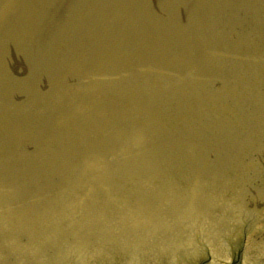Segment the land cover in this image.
Listing matches in <instances>:
<instances>
[{
	"label": "rangeland",
	"instance_id": "374dc122",
	"mask_svg": "<svg viewBox=\"0 0 264 264\" xmlns=\"http://www.w3.org/2000/svg\"><path fill=\"white\" fill-rule=\"evenodd\" d=\"M43 1L44 0H33V1L32 0H28V1L27 0H2V1L0 0V35H1L0 36V44H2V45H0V185H1L0 186V200H1L0 201V212H2V215L0 213V228H1V230H0V259L3 258L5 260L6 264H10L13 261H17L15 259L17 257H19L23 260L25 257V260H27L28 264H33V262H34V264H39V263L46 264L47 261L52 263L53 261L56 262V260L59 261V264H61V262L63 264H76V262H77V264H78L82 259H86L87 257H96L94 260H92L93 263H91V264H144L139 259V256H141V254H143V252H145V250L147 248H145V249L142 248V249L138 250L141 247H137L134 244H142L144 242L151 240V242L157 241L156 242L157 244L159 243L161 245H164V249L168 248V247H165V245L177 244L178 242H181V241H189L190 243L191 242H194V243H191V244H193L192 246H190V244H187V245H184V246L177 248L176 250H174L173 255H172V253H170L171 250H168L170 248H168L167 250H164V251H158V253L156 252L157 251L156 249H152V248L149 249L148 248V250H146V252L152 254V257L150 258V260H152V262L151 263L146 262L145 264H197V261H199L200 259H203L205 254H207V249H209L208 252H210L212 255L211 248L214 249L215 246H218L220 244H223L224 247L226 248L227 252H228V253L224 254V256H226V257H224V256H222V258L219 257L220 258L219 260H221V261H225L228 259L230 260L234 256V254L236 253L237 249H241L242 253H243V257L245 256L244 259L248 260L250 258H253L250 262H252V261L256 262L257 261L256 264H264V240H263L264 239V231H261V230H264V228H263L264 227L263 226L264 225V221H263V219H264L263 218L264 217V213H263L264 212L263 211L264 206H262L263 202H264V201H262L264 199V198H262V197H264L263 196L264 195V157H262V156H264V98L261 99V97H264V91L261 92L262 90H264V88H263V85H264V83H263L264 82L263 81L264 80V71H263L264 70V50H262V49H264V0H251V1L250 0H248V1L247 0H244V1L243 0H239V1L238 0H233V1L232 0H226V1L225 0H185V1L184 0H170V1L169 0H164V1L163 0H160V1L159 0H156V1L155 0H143V1L135 0L137 2H135L133 0H124V1L123 0H109V2H108V0H106V1L105 0H102V1L96 0V2H95V0H80V1L79 0H73V1L72 0H66V1L65 0H55V1L54 0H45L46 2H43ZM76 1H77V4H76ZM103 1L105 3H107V2L108 3L105 4ZM110 1H112V2H110ZM157 1H158L159 5L157 4ZM252 1H256L257 4H256V2H252ZM41 2H43L44 4H42ZM100 2H102V3L100 4ZM166 2L168 5L166 4L164 6V4ZM238 2H240L243 5L241 6V4H239ZM249 2L251 4L253 3L252 4L253 6H251V4H249ZM73 3H74V5H73ZM94 3H96V5ZM247 3H248V6H246ZM18 4H19V6H18ZM23 4H24V6H23ZM88 4L90 5V7ZM32 5H34V6H32ZM98 5H99V8H98ZM152 5H153V7H152ZM95 6H97L98 9ZM154 6H156V7H154ZM260 6H261V8H260ZM28 7H30V8H28ZM51 7L53 8V10ZM77 7H78V9H77ZM139 7L141 10L139 9ZM141 7H143V8H141ZM245 7H247L248 9ZM26 8H27V10H26ZM40 8H42V9H40ZM88 8H90V10ZM91 8H92V10H91ZM130 8H132V9H130ZM145 8H146L147 12L145 11ZM135 9H136V11H135ZM224 9H225V11H224ZM49 10H50V12H49ZM137 10H138V12H137ZM30 11H31V13H27ZM97 11H98V13H97ZM108 11H110V12H108ZM256 11H258V13ZM5 12H6V14H5ZM35 12H36V14H35ZM128 12H130V13H128ZM143 12L146 13V16ZM150 12H152V13H150ZM74 13H76V14H74ZM114 13H116V14H114ZM126 13H127V16H126ZM194 13L196 15H194ZM204 13H205V16H204ZM213 13H215V14H213ZM102 14H103V17H102ZM137 14H138V16H137ZM257 14H258V16H256ZM40 15L42 16L41 18H39ZM115 15H117V16H115ZM90 16H92V18ZM60 17H62V18H60ZM99 17L102 20H100ZM115 18H117V19H115ZM138 18H139V20H138ZM144 18H146V19H144ZM37 19H39V21ZM42 19H43V22H42ZM76 19H77V21H76ZM89 19H90V21H89ZM19 20H20V22H19ZM117 20H119V21L117 22ZM151 20H153V22ZM46 21H47V23H46ZM61 21H62V23H61ZM122 21H124V22H122ZM256 21H258V22H256ZM83 22H84V24H83ZM141 22H143V23H141ZM147 22H149V23L147 24ZM72 23H74V24L71 25ZM118 24H120V25H118ZM121 24L123 25L124 28L122 27ZM34 26H36V27H34ZM53 26L54 27L56 26V27L54 28ZM137 26H139V27H137ZM194 26H196V28ZM241 26H242V28H241ZM74 27H75V29H74ZM161 27H162V29H161ZM192 27H194V28H192ZM9 28H10V30H9ZM255 28H256V30L252 31V29H255ZM35 29L37 30V32ZM47 29H49V30H47ZM141 30H143V31H141ZM14 31H15V34H14ZM42 31H45L47 33H45V32L42 33ZM133 31H134V33H133ZM167 31H168V33H166ZM10 32H11V34H10ZM51 32H53V33H51ZM58 32H59V34H58ZM22 33H23V36H21ZM87 33L89 36H87ZM164 33H166V34H164ZM43 34H44V36H43ZM90 34H91V36H90ZM136 34L139 36H137ZM7 35H8V37H7ZM105 35L107 37H105ZM152 36L154 38H152ZM68 37H69V39H68ZM173 37H174V39L172 41ZM252 37H253V39H252ZM3 39H4V41H3ZM145 39H146V41H145ZM61 40H62V43H61ZM137 40H138V42H137ZM152 40H153V42H152ZM157 40H158V42H157ZM250 40H251V42H250ZM23 41H24V43H23ZM33 41H35V42H33ZM64 41H65V43L67 42V44L63 43ZM143 41H145V42H143ZM10 42H11V44H10ZM27 42L29 45L27 44ZM102 42H103V44H102ZM17 43H20V44H17ZM21 43H23V44H21ZM152 43H154V44H152ZM158 43H160V44H158ZM136 44H139V45H137V47H136ZM149 46H151V47H149ZM27 47L29 48V50ZM106 47H107V49H106ZM6 48H9V49H6ZM69 48H70V50H69ZM25 49H27V50H25ZM76 49H78V50H76ZM105 49H106V52H105ZM239 49L241 51H239ZM14 50L17 52L15 53ZM102 50H104V51H102ZM115 50H117V51H115ZM25 51H26V53H25ZM60 51H61V53H60ZM98 52L100 55L98 54ZM21 53H23V54H21ZM78 53H80V54H78ZM111 53H112V55H111ZM117 53H118V55H117ZM120 53H122L123 56ZM74 54H76V55H74ZM93 54L95 55V57ZM114 54H116V55H114ZM142 54H144V55H142ZM65 55H66V58L64 57ZM137 55H140L139 58ZM180 55H182V56H180ZM183 55L185 56V58L186 57H188V58L185 59ZM17 56H20V57H17ZM228 56H230V57H228ZM10 57H12V58H10ZM77 57H78V59H77ZM108 57H110L111 60ZM111 57L112 58L114 57V58L112 59ZM119 57H121V58H119ZM181 57H183V58H181ZM70 58L72 60H69ZM100 58H102L103 60ZM115 58H116V60H115ZM126 58H127V60H126ZM179 58H180V61H179ZM226 58H227V60H226ZM93 59H94V61H93ZM122 59H124V60H122ZM130 59L132 60V62ZM99 60H101V61H99ZM217 60H219V61H217ZM184 61H185V63H184ZM226 61H228V63H226ZM6 62H8V63L6 64ZM90 63L92 65H90ZM108 63L109 64L112 63V65H108ZM122 63H124V64L121 65ZM181 63H182V65H181ZM4 64H6V65H4ZM54 64H57L56 67ZM93 64H94V66H93ZM102 64H103V67L101 66ZM116 64H117V66H116ZM71 65H72V67H71ZM106 65H108V66H106ZM124 65H126V66L124 67ZM127 65H129V66L127 67ZM167 65H169V66H167ZM218 65H219V68H218ZM53 66H54V68H53ZM220 66H221V68H220ZM56 68H58V69H56ZM81 68H82V70H81ZM115 68L117 70H119L118 71L119 73L117 72V70ZM160 68H161V70H159ZM163 68H165V69H163ZM76 69H79V70H76ZM123 69H124V71H123ZM220 69H222V70L220 71ZM57 70H59L60 72ZM69 70L71 73H69ZM91 70H93V71H91ZM109 70H110V73H109ZM125 70L129 73H127ZM63 71H65V72H63ZM84 71H85V73H84ZM111 71H113V72H111ZM141 71H142V73H140ZM181 71H183V73ZM81 72H82V74H81ZM102 72H104V73L102 74ZM144 72H145V74H143ZM148 72L152 73V74H148ZM58 73H60V75H58ZM160 73H161V75H159ZM91 74H92V76H91ZM140 74H141V76H140ZM156 74H158V75L156 76ZM96 75L98 76L97 78L94 77ZM113 75H114V77H112ZM123 75H125V76H123ZM145 75H147L148 77ZM161 76H163V77L165 76V77L163 78ZM82 77L85 79L83 80ZM107 77L109 79H105ZM110 77H112V78H110ZM138 77H139V79H138ZM134 78L136 81H133ZM178 78L181 80H178ZM90 80H91V82H90ZM145 80H147V81H145ZM248 80H250L249 82H251V85L248 82ZM58 81H59V83H58ZM153 81H155L154 82L155 84L152 83ZM192 81H193V83H192ZM84 82H85V84H84ZM142 82H143V84H142ZM243 82H245L244 88H242ZM252 82H254V83H252ZM92 83H93V85H91ZM95 83L96 84L98 83V84L96 85ZM148 83H150V84H148ZM258 83H260V84H258ZM133 84H134V87H133ZM154 85H155V88L157 90H155ZM195 86H196V88H195ZM255 86H256V88H255ZM139 87H141V88H139ZM204 87L206 88V90L204 89ZM253 87H254V89H253ZM2 89H3V91H1ZM199 89L201 92L199 91ZM202 90H204L205 92L204 91L202 92ZM254 90H256L258 93H256ZM103 91H105V92H103ZM154 91H155V93H154ZM179 91H180V93H179ZM252 91H254V92H252ZM124 92H125V94H124ZM175 92L177 93V97H176V94H174ZM198 92H199V94H198ZM259 92H261V93H259ZM90 93H91V95H90ZM201 93H203V94H201ZM207 93H209L211 95V97L208 99H207V97H209L210 95L209 94H208L209 96L205 95ZM262 93H263V95H261ZM79 94H81V95H79ZM94 94H96V95H94ZM129 94H131V95H129ZM154 94H155V97H154ZM124 95H125V97H124ZM135 95H137V96H135ZM150 95H152V96H150ZM195 95L199 96V97L197 96L198 99L195 97ZM201 95H203V96H201ZM213 95H215V96H213ZM75 96H76V98H75ZM187 96H189V97H187ZM204 96H207V97H204ZM217 96H218V98H217ZM178 97H179V99H177ZM182 97H184V98H182ZM96 98H98V99H96ZM151 98H153V99H151ZM187 98L188 99L191 98V99L188 100ZM79 99H80V101H79ZM144 99L148 100V101H145ZM156 99H158V100H156ZM170 99H172V100L170 101ZM202 99L204 102H209V103H207V105H205L206 103L205 104L201 103ZM240 100H242V101L240 102ZM98 101H99V103H98ZM100 102H102V103L100 104ZM128 102H130V103H128ZM172 102H174V103H172ZM216 102L217 103L219 102L220 104L219 103L215 104ZM87 103H91V104H87ZM151 104L152 105L154 104V105L152 106ZM161 105H163V106H161ZM165 105H166V107H165ZM89 106L91 108H88ZM197 106L201 107V108L198 109ZM98 107H99V109H98ZM164 109H165V111H164ZM75 110H76V113H75ZM167 111H168V113H167ZM92 112H94V113L92 114ZM159 113L161 114V116ZM16 116H17V118H16ZM163 116H164V118H163ZM165 116H166V118H165ZM157 117H159V119ZM25 118H27L28 120H26ZM243 119H244V121H243ZM245 119H247V120H245ZM14 120H17L16 123ZM86 120H87V122H86ZM66 121H67V124H66ZM71 121H72V123H71ZM126 121H128L129 123ZM20 122L21 123L24 122L22 124V128H21ZM60 122H62V123H60ZM64 122H65V124H64ZM140 122H141V124H140ZM153 122H154V124H153ZM242 122H243V124H242ZM77 124H79V125L77 126ZM12 125H13V127H12ZM91 125H93V126L91 127ZM58 127L61 129H59ZM27 128H28V130H27ZM137 128L138 129L140 128V130H138ZM164 129H165V131H167L166 133L162 132V131H164ZM183 129H184V131H183ZM76 130H78V131H76ZM88 130H89V132H88ZM101 130H103V131H101ZM158 130H160V131H158ZM169 131H171L174 134H171ZM181 131L183 132V134L186 132V134L182 135ZM12 132H14V133H12ZM106 132H107V134H106ZM56 133L61 134V135H58ZM157 133H159V134H157ZM168 134H170L171 136ZM115 135H117V136H115ZM194 135H195V137L196 136L197 137L196 138L193 137ZM105 136H106V138H105ZM112 136H114V137H112ZM167 136H170V137H167ZM50 137L52 139H50ZM82 137H85V138H82ZM117 137H118V139H117ZM246 137H247V139H246ZM71 138H73V139L71 140ZM39 139H41V141ZM56 139L57 140L59 139V140L57 141ZM27 140L29 142H27ZM128 140H130V141H128ZM161 140H163V141H161ZM240 140L241 141L243 140L244 144L246 143L245 146L242 142H240ZM137 141H138V143H137ZM39 142H41V143H39ZM57 142L59 144H57ZM236 142H238L239 145ZM76 144H77V146L75 147ZM98 144H99V147H98ZM150 144H151V146H150ZM214 144L216 147L214 146ZM169 145H170V147H169ZM69 146L72 148H70ZM124 146H125V148H124ZM236 146L238 148H236ZM144 147H145V149H144ZM65 148H67V149H65ZM142 148H143V150H142ZM173 148H175V151H173L171 153L170 151H172ZM176 148H178V149H176ZM241 148H242V150H240ZM156 149H158V150H156ZM212 149H214V151ZM237 149H239V150L237 151ZM141 150L144 152H141ZM154 150H155V152H154ZM179 150H181L182 153L184 152L183 153L184 155H182ZM84 151H87V152H84ZM101 151H102V153H101ZM157 151H158V153H157ZM240 151H242V153H240ZM237 152H238V154H237ZM47 153L48 154L51 153V154L48 155ZM74 153H75V155H74ZM161 153L164 155L162 156ZM216 153H217V155H215ZM85 154L87 156H85ZM147 154H149V155H147ZM165 154H167L168 156H166ZM244 154H246V155H244ZM95 155H97V156H95ZM169 155H171V156L173 155L175 157V159H174V157H171ZM222 155H224V156H222ZM24 156H26V157H24ZM45 156H46V158H45ZM74 156H76V157H74ZM116 156H117V158H116ZM144 156H146V157H144ZM165 156H166V158H165ZM233 156H235V157L233 158ZM158 157H160V158H158ZM105 158H107V159H105ZM120 158H121V160H120ZM55 159H56V161H55ZM164 159L167 161H165ZM93 160H94V162H93ZM125 160H127V161H125ZM117 161H119L120 163H118ZM151 161L154 163H152ZM160 162H162V163H160ZM164 162H166V163H164ZM156 163H157V165H156ZM144 165H146V167ZM161 165H162V167H161ZM43 166H44V168H43ZM140 166H142L143 169ZM243 166H244V168H243ZM135 167H136V170H135ZM155 167H156V169H155ZM47 168H48V170H47ZM100 170L101 171L103 170V171L101 172ZM115 170L117 172L114 173ZM121 171H122V173H121ZM136 171H138V172H136ZM60 172H62V173H60ZM70 172H71V174H69ZM139 172H140V174H139ZM112 173H114V174H112ZM119 173L121 175H119ZM51 174H52L53 178H52ZM153 174H154V176H153ZM156 174H159V175H156ZM80 175L82 176V178L80 177ZM115 175H117V176H115ZM129 175L132 177H130ZM62 176H64V177H62ZM175 177L177 179H175ZM211 177H212V179H211ZM115 178H117L118 180H116ZM148 178H149V180H148ZM168 178H170V179L167 180V182H166V179H168ZM239 178H243V180L239 179ZM131 179L133 182L131 181ZM245 179L246 180L251 179L250 180V182H251L250 187H244L243 183H244ZM80 180H82V181H80ZM199 180H201V181H199ZM56 181H58V182H56ZM64 181H66V182H64ZM155 181H156V183H155ZM40 182H41V184H40ZM186 182H188V183H186ZM235 182H236V184H239L240 186L236 185ZM2 183H3V185H2ZM49 183H50V185H49ZM198 183H200V184H198ZM201 183H203V184H201ZM207 183H208V185H207ZM16 184L18 187L16 186ZM141 184H142V186H141ZM256 184H258V185H256ZM39 185H40V187H39ZM68 185H69V187H68ZM143 185H147V186H143ZM241 185L243 187H241ZM28 186H29V188H28ZM43 186H44V188H43ZM208 186H210L211 191H210V189H208L209 188ZM218 186H220V189ZM81 187H83L84 189ZM192 187H193V191L191 189ZM201 187H203V188H201ZM204 187H205V189H204ZM53 188H56V189L54 190ZM173 188L177 191L175 192ZM184 188L187 190H185ZM188 188L190 191L188 190ZM198 188H199V191H198ZM20 189H21V192H20ZM111 189H113V190H111ZM13 190H14V192H13ZM33 190H34V192H33ZM136 190H139V192H137ZM259 190H262V192ZM15 191H16V193H15ZM73 191H75V192H73ZM120 191H122L123 194ZM40 192H41V194H40ZM115 192L117 193V195ZM165 192L167 194H165ZM185 192H187V193L185 194ZM258 192H259V195L256 194ZM1 193H2V195H1ZM132 193H134V195ZM189 193L192 196H190ZM22 194H23V196H22ZM85 194H87V195H85ZM219 194H220V196H219ZM155 195H157V196L155 197ZM171 195H173L172 196L173 200L171 199ZM207 195H209V196H207ZM56 196H57V198H56ZM58 196H60V197H58ZM78 196L80 197V199ZM194 196H195V198H194ZM201 196H203V197H201ZM236 196H238V197H236ZM258 196H261L260 199L257 198ZM28 197H29V199H28ZM74 197H75V199L71 200ZM100 197H101V199H100ZM140 197H142V198H140ZM198 197L203 198V200H204V198L205 199L207 198V199L204 200L205 201L204 202V201L200 200ZM228 197H230L231 199L229 198V200H228ZM31 198H32V200H31ZM59 198H61V199H59ZM95 198H96V200H95ZM165 198H167V199H165ZM175 198H177V199H175ZM217 198L220 200H218ZM244 198H246V199L243 200ZM9 199L12 200L13 202L8 201L9 202L8 203L7 200H9ZM169 199H170V201H169ZM194 199L195 200L197 199L199 201H195ZM215 199L217 200V202ZM232 199H234L235 201H232ZM57 200H58V202H57ZM84 200H86V201H84ZM159 200H161V201L159 202ZM191 200H193V201H191ZM210 200H212V201L210 202ZM240 200H241V202H240ZM150 201H152L151 202L152 204L150 203ZM182 201L184 202L185 205H183ZM33 202H34V204H33ZM76 202H78V203H76ZM79 202H80V204H79ZM146 202L148 204H146ZM153 202H154V206H153ZM156 202H157V204H156ZM166 202H168V203H166ZM172 202L175 204L177 202V204L175 205ZM189 202H191V204L192 203H194V204L191 205ZM196 202L197 203L201 202V203L197 204ZM235 202L237 203L236 205L234 204ZM244 202L245 203L247 202L246 204H248V206ZM259 202H261V203H259ZM4 203L5 204L8 203L7 206H5ZM15 203H16V205H15ZM82 203H83V205H82ZM165 203L167 205V208H166ZM178 203H179V205H178ZM188 203H189V206H188ZM253 203H255V204L257 203V204L255 205ZM258 203H259V205H258ZM39 204H41V205H39ZM58 204H59V207H58ZM201 204L203 205V208H202ZM53 205H55V206H53ZM161 205H163L165 208ZM251 205H252V208H251ZM185 206H186V208H185ZM241 206H244V207H241ZM256 206H258V208H256ZM14 207H15V209H14ZM180 207L183 211L180 209ZM187 207H188V211L186 210ZM193 207H194V209L196 207V209L194 210ZM207 207H208V210H205ZM219 207H221V209ZM245 207H247V208H245ZM248 207H250V208H248ZM25 208H26V210H25ZM44 208H46V209H44ZM52 208H53V210H52ZM79 208L81 210H79ZM156 208H157V210H156ZM170 208H172V210ZM199 208H202V209H199ZM89 209H90V211H89ZM144 209H145V211H144ZM230 209H231V211H230ZM248 209H249V214H248ZM13 210H14V212H13ZM148 210H149V212H148ZM169 210L171 211L170 213H169ZM212 210H213V212H212ZM232 210H234V211H232ZM5 211H6V213H5ZM50 211H51V213L49 214ZM71 211H73V213ZM80 211H81V213L79 214ZM161 211L163 212V214ZM208 211L210 212V214ZM223 211H225V212H223ZM124 212H125V214H124ZM179 212L182 215V217L179 214ZM186 212H187L188 216H187ZM226 212L227 213L229 212V213L225 214ZM230 212H232V213H230ZM251 212L254 213L255 215L254 214L251 215L252 214ZM199 214L203 215V216H200ZM219 214L220 215L224 214V216L226 215L225 216L226 218L223 217L222 215L220 216ZM232 214L234 216H232ZM143 215H144V217H147V216L148 217L144 218ZM184 215H186L187 218ZM204 215H205L207 220L204 219L205 218ZM212 215L214 216V218H212ZM10 216H12L13 218ZM46 216H47V218H46ZM172 216L174 217L173 219L171 218ZM176 216H177V219H175ZM192 216H194V217H192ZM230 216H231V218H230ZM236 216L239 219H237ZM258 216H260V217H258ZM1 217H3V218H1ZM65 217H66V219H65ZM100 217H101V219H100ZM112 217L113 218L115 217L114 220ZM216 217H217V219H216ZM240 217L242 218L241 220H240ZM59 218H60V220H59ZM102 218H104V219H102ZM162 218H164V219H162ZM180 218H182V220ZM227 218H229V220ZM234 218H236V221L238 220L237 222L244 224V225L241 224V226H242L241 230H240L241 227H239L240 223L236 224L235 222H233V221H235ZM246 218H249L248 219L249 221ZM253 218H255V219H253ZM7 219H8V221H7ZM109 219L111 222L109 221ZM123 219H125V220H123ZM143 219H144V221H142ZM215 219H216V221H215ZM218 219L221 220L222 224L220 221H218ZM244 219H245V221H244ZM256 219H258L259 221L258 220L256 221ZM72 220H74V221H72ZM151 220H153V221H151ZM225 220L227 223L223 222ZM96 221H97V223L95 224ZM100 221H101V223H99ZM117 221H118V223H117ZM138 221L140 223H138ZM154 221H155V223H154L155 226L154 227L152 226L153 228L157 227V229H160V227H162V228L165 227V230H168L171 234L168 231H165L164 233L151 235L148 237L149 239L141 237L142 234L141 235L139 234L136 236L132 235L131 227L132 228H137V227L146 228V227H148V224H150ZM156 221H157V223H156ZM159 221H161V222H159ZM208 221H209V223H208ZM251 221L253 222V227H252V225H250V224H252ZM66 222H67V225H66ZM81 222H83V223H81ZM126 222H128V223H126ZM135 222L138 224V226H135V225H137ZM177 222L178 223L180 222V223L178 224ZM228 223H230L229 227H231V228H229L227 226ZM257 223L259 225L260 224L261 225L259 226V225H257ZM31 224H33V225H31ZM100 224H102L103 226ZM158 224H159V227H158ZM207 224L210 225V226H208L209 228L207 227ZM224 224H226V225H224ZM235 224H236V226H235ZM84 225H85V227H84ZM142 225L144 227H142ZM173 225H174V227H173ZM203 225H204V227H203ZM218 225L220 227L219 230H218V228L216 229V227H218ZM232 225H234V226H232ZM237 225H238V227H237ZM14 226L16 229L14 228ZM94 226H96V227H94ZM166 226H167V228H166ZM198 226H201V228ZM222 226L223 227L226 226L227 228H229V230H227V228H222ZM257 226H259L258 229L256 228ZM102 227L105 228L104 232H103L104 229H102ZM178 227H181V228H178ZM205 227H206V229H205ZM250 227H252L253 229ZM9 228H11V229H9ZM70 228H72V229H70ZM172 228L174 231H172ZM176 228H178V229H176ZM194 228H196V230ZM260 228H263V229H260ZM18 229H20V230H18ZM92 229H93V231H92ZM224 229H226L229 232H227L226 230L224 231ZM24 230H26V231H24ZM193 230H195V231L193 232ZM254 230L255 231L258 230V231L255 232ZM35 231L37 233H35ZM61 231H63V232L61 233ZM178 231H179V233H178ZM210 231H213L215 234L213 232L211 233ZM5 232H7L8 234ZM28 232H30V234ZM196 232L197 233L199 232V233L197 234ZM206 232H207V235H206ZM251 232L253 233L252 236L250 235ZM63 233H65V234H63ZM217 233H219V234H217ZM34 234L36 235V237H34ZM178 234H180L181 236ZM200 234L203 237H201ZM4 235H5V237H4ZM159 235L161 236V238L159 237ZM170 235H172V236H170ZM209 235H211V236H209ZM11 236H13V237H11ZM19 236L20 237L22 236V237L19 238ZM178 236L183 238V239H181V238L179 239ZM216 236H218V237H216ZM255 236H256V239H255ZM156 237H158V238H156ZM162 237H164L165 240ZM207 237H208L209 241L207 240ZM246 237H247V239H246ZM252 237H253V239H252ZM205 238L208 241V243L212 244L211 248H209L207 246L208 243H206V244L204 243L206 241ZM216 238L217 239L219 238L221 241L219 239L217 241ZM249 238H251L252 241ZM131 239L132 240L134 239V240L132 241ZM140 239H142V240H140ZM210 239L212 240V242L210 241ZM213 239H214V241H213ZM248 239L250 240V243H252V242L253 243L250 244ZM257 239H258V241H257ZM15 240H16V242H15ZM17 240H19V242ZM135 240H137V242ZM254 240H256L258 243L262 242L261 245L256 244L257 242ZM21 241H22V243L20 244ZM30 241L32 242V244L30 243ZM130 241L132 242V244ZM163 241L165 242V244ZM42 242H43V244H42ZM44 242H46V243H44ZM216 242H218V243H216ZM56 243L60 246H56ZM247 243H248V246H250L249 248L247 246ZM41 244H42V246H41ZM35 245L37 246V248ZM256 245L257 246L259 245V246L257 247ZM15 246L18 248H16ZM151 246H153V244ZM251 246H252V251H251ZM44 247H45V249H44ZM50 247H53V248L50 249ZM96 247H98V248L96 250H93V248H96ZM28 248H31V249H28ZM245 248H247V249H245ZM6 249H8V250H6ZM36 249H38V250H36ZM22 251L23 252L25 251L24 253L26 254L27 257L24 256ZM67 251L70 252V255L67 253ZM81 251H82V253H81ZM76 252L78 253V255L76 254ZM79 252L81 255L79 254ZM14 253H16V254H14ZM20 254H21V257H20ZM47 254H48V256H47ZM60 254H61V257H60ZM65 254H66V256H65ZM37 255H38V257H37ZM228 255H229V258H228ZM57 256H58V258L59 257L60 258L58 259ZM80 257H81V260H80ZM216 257H218V256H216ZM42 258H44V259H42ZM255 258H257V259H255ZM29 259L31 261H29ZM70 259H71V261H70ZM73 259H75L74 262H72ZM246 260H245V262H246ZM65 261H67V262H65ZM8 262H10V263H8ZM49 262L47 264H49ZM255 262L249 263V264H255ZM27 263L24 262L23 264H27Z\"/></svg>",
	"mask_w": 264,
	"mask_h": 264
},
{
	"label": "bare ground",
	"instance_id": "6f19581e",
	"mask_svg": "<svg viewBox=\"0 0 264 264\" xmlns=\"http://www.w3.org/2000/svg\"><path fill=\"white\" fill-rule=\"evenodd\" d=\"M1 1H2V0H1ZM27 1H28V0H27ZM32 1H33V0H32ZM54 1H55V0H54ZM54 1H53V2H54ZM65 1H66V0H65ZM72 1H73V0H72ZM79 1H80V0H79ZM101 1H102V0H101ZM105 1H106V0H105ZM123 1H124V0H123ZM123 1H122V2H123ZM133 1H135V0H133ZM140 1H143V0H140ZM155 1H156V0H155ZM159 1H160V0H159ZM163 1H164V0H163ZM169 1H170V0H169ZM184 1H185V0H184ZM225 1H226V0H225ZM232 1H233V0H232ZM238 1H239V0H238ZM243 1H244V0H243ZM247 1H248V0H247ZM250 1H251V0H250ZM16 2H17V1H16ZM43 2H46V1L44 0ZM43 2H41V3L44 4ZM51 2H52V1H51ZM57 2H58V1H57ZM81 2H82V1H81ZM87 2H88V1H87ZM95 2H96V0H95ZM103 2H104V1H103ZM108 2H109V0H108ZM108 2H107V3H108ZM110 2H112V1H110ZM126 2H127V1H126ZM131 2H132V1H131ZM135 2H137V1H135ZM181 2H182V1H181ZM241 2H242V1H241ZM252 2H256V1H252ZM25 3H26V2H25ZM33 3H34V2H33ZM33 3H32V4H33ZM62 3H63V2H62ZM98 3H99V2H98ZM101 3H102V2H100V4H101ZM104 3H105V2H104ZM104 3H103V4H104ZM107 3H105V4H107ZM129 3H130V2H129ZM139 3H140V2H139ZM173 3H174V2H173ZM178 3H179V2H178ZM186 3H187V2H186ZM222 3H223V2H222ZM238 3L241 4L240 2H238ZM243 3H244V2H243ZM34 4H35V3H34ZM39 4H40V3H39ZM48 4H49V3H48ZM48 4H47V5H48ZM54 4H55V3H54ZM68 4H69V3H68ZM76 4H77V1H76ZM80 4H81V3H80ZM89 4H90V3H89ZM89 4H88V5H89ZM94 4L96 5V3H94ZM125 4H126V3H125ZM143 4H144V3H143ZM157 4H158V1H157ZM166 4H167V2L164 4V6H165ZM231 4H232V3H231ZM235 4H236V3H235ZM235 4H234V5H235ZM249 4H251V3L249 2ZM252 4H253V3H252ZM252 4H251V6H253ZM256 4H257V2H256ZM258 4H259V3H258ZM261 4H262V3H261ZM27 5H28V4H27ZM73 5H74V3H73ZM90 5H91V4H90ZM90 5H89V7H90ZM92 5H93V4H92ZM110 5H111V4H110ZM114 5H115V4H114ZM118 5H119V4H118ZM132 5H133V4H132ZM158 5H159V4H158ZM162 5H163V4H162ZM167 5H168V4H167ZM169 5H170V4H169ZM171 5H172V4H171ZM179 5H180V4H179ZM182 5H183V4H182ZM199 5H200V4H199ZM224 5H225V4H224ZM232 5H233V4H232ZM242 5H243V4H241V6H242ZM9 6H10V5H9ZM11 6H12V5H11ZM18 6H19V4H18ZM23 6H24V4H23ZM25 6H26V5H25ZM32 6H34V5H32ZM48 6H49V5H48ZM62 6H63V5H62ZM75 6H76V5H75ZM86 6H87V5H86ZM106 6H107V5H106ZM115 6H116V5H115ZM123 6H124V5H123ZM125 6H126V5H125ZM144 6H145V5H144ZM221 6H222V5H221ZM228 6H229V5H228ZM235 6H236V5H235ZM246 6H248V3H247ZM72 7H73V6H72ZM95 7L97 8V6H95ZM152 7H153V5H152ZM154 7H156V6H154ZM199 7H200V6H199ZM233 7H234V6H233ZM257 7H258V6H257ZM22 8H23V7H22ZM28 8H30V7H28ZM37 8H38V7H37ZM51 8H52V7H51ZM75 8H76V7H75ZM98 8H99V5H98ZM98 8H97V9H98ZM111 8H112V7H111ZM111 8H110V9H111ZM135 8H136V7H135ZM141 8H143V7H141ZM147 8H148V7H147ZM150 8H151V7H150ZM158 8H159V7H158ZM179 8H180V7H179ZM239 8H240V7H239ZM243 8H244V7H243ZM245 8H247V7H245ZM249 8H250V7H249ZM252 8H253V7H252ZM258 8H259V7H258ZM260 8H261V6H260ZM33 9H34V8H33ZM40 9H42V8H40ZM40 9H39V10H40ZM49 9H50V8H49ZM77 9H78V7H77ZM77 9H76V10H77ZM86 9H87V8H86ZM86 9H85V10H86ZM88 9L90 10V8H88ZM97 9H96V10H97ZM107 9H108V8H107ZM130 9H132V8H130ZM139 9H140V7H139ZM152 9H153V8H152ZM180 9H181V8H180ZM201 9H202V8H201ZM229 9H230V8H229ZM247 9H248V8H247ZM26 10H27V8H26ZM30 10H31V9H30ZM47 10H48V9H47ZM52 10H53V8H52ZM66 10H67V9H66ZM91 10H92V8H91ZM100 10H101V9H100ZM105 10H106V9H105ZM108 10H109V9H108ZM116 10H117V9H116ZM128 10H129V9H128ZM128 10H127V11H128ZM140 10H141V9H140ZM142 10H143V9H142ZM253 10H254V9H253ZM257 10H258V9H257ZM259 10H260V9H259ZM7 11H8V10H7ZM17 11H18V10H17ZM24 11H25V10H24ZM68 11H69V10H68ZM110 11H111V10H110ZM110 11H108V12H110ZM112 11H113V10H112ZM114 11H115V10H114ZM122 11H123V10H122ZM135 11H136V9H135ZM143 11H144V10H143ZM145 11H146V8H145ZM151 11H152V10H151ZM153 11H154V10H153ZM179 11H180V10H179ZM221 11H222V10H221ZM224 11H225V9H224ZM25 12H26V11H25ZM36 12H37V11H36ZM36 12H35V14H36ZM49 12H50V10H49ZM59 12H60V11H59ZM84 12H85V11H84ZM91 12H92V11H91ZM95 12H96V11H95ZM101 12H102V11H101ZM137 12H138V10H137ZM146 12H147V11H146ZM159 12H160V11H159ZM188 12H189V11H188ZM194 12H195V11H194ZM213 12H214V11H213ZM235 12H236V11H235ZM256 12L258 13V11H256ZM10 13H11V12H10ZM21 13H22V12H21ZM27 13H31V11H30V12H27ZM68 13H69V12H68ZM97 13H98V11H97ZM97 13H96V14H97ZM121 13H122V12H121ZM128 13H130V12H128ZM135 13H136V12H135ZM143 13H144L145 16H146V13H145V12H143ZM150 13H152V12H150ZM155 13H156V12H155ZM176 13H177V12H176ZM181 13H182V12H181ZM189 13H190V12H189ZM211 13H212V12H211ZM236 13H237V12H236ZM5 14H6V12H5ZM22 14H23V13H22ZM33 14H34V13H33ZM33 14H32V15H33ZM35 14H34V15H35ZM44 14H45V13H44ZM53 14H54V13H53ZM72 14H73V13H72ZM74 14H76V13H74ZM82 14H83V13H82ZM100 14H101V13H100ZM100 14H99V15H100ZM114 14H116V13H114ZM114 14H113V15H114ZM119 14H120V13H119ZM131 14H132V13H131ZM140 14H141V13H140ZM209 14H210V13H209ZM213 14H215V13H213ZM255 14H256V13H255ZM54 15H55V14H54ZM78 15H79V14H78ZM97 15H98V14H97ZM135 15H136V14H135ZM147 15H148V14H147ZM194 15H196V14L194 13ZM23 16H24V15H23ZM28 16H29V15H28ZM74 16H75V15H74ZM92 16H93V15H92ZM92 16H90V17L92 18ZM100 16H101V15H100ZM111 16H112V15H111ZM115 16H117V15H115ZM126 16H127V13H126ZM128 16H129V15H128ZM137 16H138V14H137ZM151 16H152V15H151ZM153 16H154V15H153ZM157 16H158V15H157ZM191 16H192V15H191ZM204 16H205V13H204ZM256 16H258V14H257ZM16 17H17V16H16ZM30 17H31V16H30ZM41 17H42V16L40 15L39 18H41ZM72 17H73V16H72ZM72 17H71V18H72ZM82 17H83V16H82ZM102 17H103V14H102ZM160 17H161V16H160ZM210 17H211V16H210ZM2 18H3V17H2ZM36 18H37V17H36ZM49 18H50V17H49ZM60 18H62V17H60ZM63 18H64V17H63ZM85 18H86V17H85ZM99 18H100V17H99ZM127 18H128V17H127ZM148 18H149V17H148ZM155 18H156V17H155ZM158 18H159V17H158ZM208 18H209V17H208ZM256 18H257V17H256ZM6 19H7V18H6ZM24 19H25V18H24ZM51 19H52V18H51ZM53 19H54V18H53ZM65 19H66V18H65ZM115 19H117V18H115ZM140 19H141V18H140ZM144 19H146V18H144ZM144 19H143V20H144ZM160 19H161V18H160ZM189 19H190V18H189ZM27 20H28V19H27ZM30 20H31V19H30ZM34 20H35V19H34ZM37 20L39 21V19H37ZM68 20H69V19H68ZM100 20H102V19L100 18ZM125 20H126V19H125ZM130 20H131V19H130ZM133 20H134V19H133ZM138 20H139V18H138ZM148 20H149V19H148ZM253 20H254V19H253ZM255 20H256V19H255ZM54 21H55V20H54ZM71 21H72V20H71ZM76 21H77V19H76ZM89 21H90V19H89ZM91 21H92V20H91ZM95 21H96V20H95ZM95 21H94V22H95ZM98 21H99V20H98ZM118 21H119V20H117V22H118ZM151 21L153 22V20H151ZM19 22H20V20H19ZM22 22H23V21H22ZM22 22H21V23H22ZM42 22H43V19H42ZM50 22H51V21H50ZM50 22H49V23H50ZM122 22H124V21H122ZM132 22H133V21H132ZM134 22H135V21H134ZM137 22H138V21H137ZM158 22H159V21H158ZM256 22H258V21H256ZM46 23H47V21H46ZM46 23H45V24H46ZM61 23H62V21H61ZM63 23H64V22H63ZM88 23H89V22H88ZM128 23H129V22H128ZM139 23H140V22H139ZM141 23H143V22H141ZM144 23H145V22H144ZM148 23H149V22H147V24H148ZM155 23H156V22H155ZM259 23H260V22H259ZM24 24H25V23H24ZM69 24H70V23H69ZM73 24H74V23H72L71 25H73ZM83 24H84V22H83ZM98 24H99V23H98ZM98 24H97V25H98ZM241 24H242V23H241ZM11 25H12V24H11ZM34 25H35V24H34ZM39 25H40V24H39ZM63 25H64V24H63ZM75 25H76V24H75ZM81 25H82V24H81ZM89 25H90V24H89ZM89 25H88V26H89ZM116 25H117V24H116ZM118 25H120V24H118ZM121 25H122V24H121ZM144 25H145V24H144ZM164 25H165V24H164ZM58 26H59V25H58ZM58 26H57V27H58ZM84 26H85V25H84ZM124 26H125V25H124ZM222 26H223V25H222ZM2 27H3V26H2ZM7 27H8V26H7ZM10 27H11V26H10ZM34 27H36V26H34ZM49 27H50V26H49ZM53 27H54V26H53ZM55 27H56V26H55ZM55 27H54V28H55ZM63 27H64V26H63ZM86 27H87V26H86ZM94 27H95V26H94ZM96 27H97V26H96ZM116 27H117V26H116ZM120 27H121V26H120ZM122 27H123V25H122ZM122 27H121V28H122ZM137 27H139V26H137ZM194 27L196 28V26H194ZM194 27H192V28H194ZM199 27H200V26H199ZM11 28H12V27H11ZM47 28H48V27H47ZM123 28H124V27H123ZM144 28H145V27H144ZM144 28H143V29H144ZM157 28H158V27H157ZM239 28H240V27H239ZM241 28H242V26H241ZM20 29H21V28H20ZM28 29H29V28H28ZM60 29H61V28H60ZM66 29H67V28H66ZM74 29H75V27H74ZM141 29H142V28H141ZM161 29H162V27H161ZM199 29H200V28H199ZM245 29H246V28H245ZM9 30H10V28H9ZM30 30H31V29H30ZM35 30H36V29H35ZM42 30H43V29H42ZM45 30H46V29H45ZM47 30H49V29H47ZM67 30H68V29H67ZM173 30H174V29H173ZM253 30L255 31L256 28H255V29H252V31H253ZM17 31H18V30H17ZM40 31H41V30H40ZM50 31H51V30H50ZM62 31H63V30H62ZM64 31H65V30H64ZM71 31H72V30H71ZM92 31H93V30H92ZM138 31H139V30H138ZM141 31H143V30H141ZM248 31H249V30H248ZM4 32H5V31H4ZM25 32H26V31H25ZM27 32H28V31H27ZM36 32H37V30H36ZM43 32H45V31H42V33H43ZM135 32H136V31H135ZM169 32H170V31H169ZM30 33H31V32H30ZM45 33H47V32H45ZM51 33H53V32H51ZM64 33H65V32H64ZM127 33H128V32H127ZM129 33H130V32H129ZM131 33H132V32H131ZM133 33H134V31H133ZM137 33H138V32H137ZM166 33H168V31H167ZM166 33H164V34H166ZM250 33H251V32H250ZM250 33H249V34H250ZM10 34H11V32H10ZM14 34H15V31H14ZM58 34H59V32H58ZM101 34H102V33H101ZM170 34H171V33H170ZM253 34H254V33H253ZM2 35H3V34H2ZM33 35H34V34H33ZM36 35H37V34H36ZM61 35H62V34H61ZM65 35H66V34H65ZM72 35H73V34H72ZM92 35H93V34H92ZM102 35H103V34H102ZM107 35H108V34H107ZM136 35H137V34H136ZM251 35H252V34H251ZM0 36H1V35H0ZM21 36H23V33H22ZM28 36H29V35H28ZM43 36H44V34H43ZM46 36H47V35H46ZM48 36H49V35H48ZM87 36H89L88 33H87ZM90 36H91V34H90ZM108 36H109V35H108ZM137 36H139V35H137ZM141 36H142V35H141ZM172 36H173V35H172ZM247 36H248V35H247ZM4 37H5V36H4ZM7 37H8V35H7ZM13 37H14V36H13ZM24 37H25V36H24ZM26 37H27V36H26ZM32 37H33V36H32ZM61 37H62V36H61ZM92 37H93V36H92ZM94 37H95V36H94ZM102 37H103V36H102ZM105 37H107V36L105 35ZM135 37H136V36H135ZM19 38H20V37H19ZM22 38H23V37H22ZM30 38H31V37H30ZM49 38H50V37H49ZM136 38H137V37H136ZM152 38H154V37L152 36ZM152 38H151V39H152ZM157 38H158V37H157ZM5 39H6V38H5ZM25 39H26V38H25ZM53 39H54V38H53ZM56 39H57V38H56ZM68 39H69V37H68ZM72 39H73V38H72ZM98 39H99V38H98ZM98 39H97V40H98ZM111 39H112V38H111ZM130 39H131V38H130ZM149 39H150V38H149ZM155 39H156V38H155ZM167 39H168V38H167ZM173 39H174V37L172 38V41H173ZM252 39H253V37H252ZM23 40H24V39H23ZM33 40H34V39H33ZM58 40H59V39H58ZM91 40H92V39H91ZM134 40H135V39H134ZM153 40H154V39H153ZM153 40H152V42H153ZM3 41H4V39H3ZM20 41H21V40H20ZM27 41H28V40H27ZM29 41H30V40H29ZM103 41H104V40H103ZM145 41H146V39H145ZM145 41H143V42H145ZM150 41H151V40H150ZM33 42H35V41H33ZM51 42H52V41H51ZM51 42H50V43H51ZM58 42H59V41H58ZM137 42H138V40H137ZM139 42H140V41H139ZM154 42H155V41H154ZM157 42H158V40H157ZM157 42H156V43H157ZM159 42H160V41H159ZM161 42H162V41H161ZM163 42H164V41H163ZM250 42H251V40H250ZM253 42H254V41H253ZM23 43H24V41H23ZM23 43H21V44H23ZM61 43H62V40H61ZM63 43H65V41H64ZM123 43H124V42H123ZM140 43H141V42H140ZM147 43H148V42H147ZM10 44H11V42H10ZM17 44H20V43H17ZM27 44H28V42H27ZM44 44H45V43H44ZM57 44H58V43H57ZM57 44H56V45H57ZM65 44H67V42H66ZM102 44H103V42H102ZM102 44H101V45H102ZM120 44H121V43H120ZM132 44H133V43H132ZM145 44H146V43H145ZM152 44H154V43H152ZM158 44H160V43H158ZM0 45H2V44H0ZM25 45H26V44H25ZM28 45H29V44H28ZM37 45H38V44H37ZM56 45H55V46H56ZM60 45H61V44H60ZM75 45H76V44H75ZM97 45H98V44H97ZM101 45H100V46H101ZM137 45H139V44H136V47H137ZM15 46H16V45H15ZM21 46H22V45H21ZM51 46H52V45H51ZM80 46H81V45H80ZM104 46H105V45H104ZM127 46H128V45H127ZM13 47H14V46H13ZM19 47H20V46H19ZM30 47H31V46H30ZM35 47H36V46H35ZM49 47H50V46H49ZM72 47H73V46H72ZM110 47H111V46H110ZM128 47H129V46H128ZM131 47H132V46H131ZM149 47H151V46H149ZM24 48H25V47H24ZM27 48H28V47H27ZM52 48H53V47H52ZM77 48H78V47H77ZM6 49H9V48H6ZM22 49H23V48H22ZM38 49H39V48H38ZM43 49H44V48H43ZM54 49H55V48H54ZM64 49H65V48H64ZM67 49H68V48H67ZM81 49H82V48H81ZM106 49H107V47H106ZM106 49H105V52H106ZM108 49H109V48H108ZM112 49H113V48H112ZM121 49H122V48H121ZM135 49H136V48H135ZM137 49H138V48H137ZM25 50H27V49H25ZM28 50H29V48H28ZM40 50H41V49H40ZM69 50H70V48H69ZM76 50H78V49H76ZM109 50H110V49H109ZM262 50H264V49H262ZM14 51H15V50H14ZM22 51H23V50H22ZM35 51H36V50H35ZM63 51H64V50H63ZM73 51H74V50H73ZM89 51H90V50H89ZM102 51H104V50H102ZM115 51H117V50H115ZM121 51H122V50H121ZM239 51H241V50L239 49ZM16 52H17V51H15V53H16ZM29 52H30V51H29ZM33 52H34V51H33ZM71 52H72V51H71ZM79 52H80V51H79ZM109 52H110V51H109ZM23 53H24V52H23ZM23 53H21V54H23ZM25 53H26V51H25ZM27 53H28V52H27ZM37 53H38V52H37ZM58 53H59V52H58ZM60 53H61V51H60ZM60 53H59V54H60ZM63 53H64V52H63ZM72 53H73V52H72ZM101 53H102V52H101ZM122 53H123V52H122ZM122 53H120V54H122ZM40 54H41V53H40ZM49 54H50V53H49ZM52 54H53V53H52ZM78 54H80V53H78ZM98 54H99V52H98ZM105 54H106V53H105ZM144 54H145V53H144ZM144 54H142V55H144ZM12 55H13V54H12ZM19 55H20V54H19ZM24 55H25V54H24ZM57 55H58V54H57ZM74 55H76V54H74ZM93 55H94V54H93ZM96 55H97V54H96ZM99 55H100V54H99ZM107 55H108V54H107ZM111 55H112V53H111ZM111 55H110V56H111ZM114 55H116V54H114ZM117 55H118V53H117ZM124 55H125V54H124ZM142 55H141V56H142ZM2 56H3V55H2ZM29 56H30V55H29ZM46 56H47V55H46ZM70 56H71V55H70ZM105 56H106V55H105ZM122 56H123V54H122ZM125 56H126V55H125ZM137 56H138V58H139L140 55H137ZM155 56H156V55H155ZM180 56H182V55H180ZM183 56H184V55H183ZM186 56H187V55H186ZM13 57H14V56H13ZM17 57H20V56H17ZM31 57H32V56H31ZM64 57L66 58V55H65ZM68 57H69V56H68ZM94 57H95V55H94ZM101 57H102V56H101ZM189 57H190V56H189ZM228 57H230V56H228ZM10 58H12V57H10ZM29 58H30V57H29ZM48 58H49V57H48ZM61 58H62V57H61ZM98 58H99V57H98ZM102 58H103V57H102ZM102 58H100V59H102ZM108 58L110 59V57H108ZM111 58H112V57H111ZM113 58H114V57H113ZM113 58H112V59H113ZM119 58H121V57H119ZM136 58H137V57H136ZM181 58H183V57H181ZM184 58H185V56H184ZM186 58H188V57H186ZM186 58H185V59H186ZM221 58H222V57H221ZM224 58H225V57H224ZM50 59H51V58H50ZM50 59H49V60H50ZM54 59H55V58H54ZM54 59H53V60H54ZM62 59H63V58H62ZM75 59H76V58H75ZM77 59H78V57H77ZM89 59H90V58H89ZM190 59H191V58H190ZM228 59H229V58H228ZM1 60H2V59H1ZM6 60H7V59H6ZM42 60H43V59H42ZM58 60H59V59H58ZM69 60H72V59L70 58ZM95 60H96V59H95ZM102 60H103V59H102ZM110 60H111V59H110ZM115 60H116V58H115ZM122 60H124V59H122ZM126 60H127V58H126ZM130 60H131V59H130ZM177 60H178V59H177ZM188 60H189V59H188ZM226 60H227V58H226ZM78 61H79V60H78ZM80 61H81V60H80ZM93 61H94V59H93ZM99 61H101V60H99ZM105 61H106V60H105ZM179 61H180V58H179ZM186 61H187V60H186ZM215 61H216V60H215ZM217 61H219V60H217ZM224 61H225V60H224ZM228 61H229V60H228ZM228 61H226V63H228ZM2 62H3V61H2ZM103 62H104V61H103ZM111 62H112V61H111ZM123 62H124V61H123ZM125 62H126V61H125ZM131 62H132V60H131ZM172 62H173V61H172ZM175 62H176V61H175ZM221 62H222V61H221ZM230 62H231V61H230ZM230 62H229V63H230ZM7 63H8V62H6V64H7ZM96 63H97V62H96ZM96 63H95V64H96ZM109 63H110V62H109ZM109 63H108V65H112V63H111V64H109ZM166 63H167V62H166ZM166 63H165V64H166ZM184 63H185V61H184ZM6 64H4V65H6ZM106 64H107V63H106ZM117 64H118V63H117ZM117 64H116V66H117ZM123 64H124V63H122L121 65H123ZM175 64H176V63H175ZM54 65H55V67H56L57 64H54ZM72 65H73V64H72ZM72 65H71V67H72ZM82 65H83V64H82ZM90 65H92V64L90 63ZM108 65H106V66H108ZM113 65H114V64H113ZM139 65H140V64H139ZM181 65H182V63H181ZM61 66H62V65H61ZM79 66H80V65H79ZM88 66H89V65H88ZM93 66H94V64H93ZM101 66L103 67V64H102ZM101 66H100V67H101ZM119 66H120V65H119ZM125 66H126V65H124V67H125ZM128 66H129V65H127V67H128ZM131 66H132V65H131ZM140 66H141V65H140ZM167 66H169V65H167ZM2 67H3V66H2ZM2 67H1V68H2ZM4 67H5V66H4ZM58 67H59V66H58ZM95 67H96V66H95ZM53 68H54V66H53ZM75 68H76V67H75ZM84 68H85V67H84ZM90 68H91V67H90ZM93 68H94V67H93ZM161 68H162V67H161ZM161 68H160L159 70H161ZM166 68H167V67H166ZM218 68H219V65H218ZM220 68H221V66H220ZM56 69H58V68H56ZM63 69H64V68H63ZM65 69H66V68H65ZM115 69H116V68H115ZM121 69H122V68H121ZM163 69H165V68H163ZM222 69H223V68H222ZM222 69H220V71H221ZM32 70H33V69H32ZM59 70H60V69H59ZM59 70H57V71H59ZM73 70H74V69H73ZM76 70H79V69H76ZM81 70H82V68H81ZM97 70H98V69H97ZM107 70H108V69H107ZM116 70H117V69H116ZM116 70H115V71H116ZM127 70H128V69H127ZM134 70H135V69H134ZM146 70H147V69H146ZM153 70H154V69H153ZM155 70H156V69H155ZM182 70H183V69H182ZM91 71H93V70H91ZM103 71H104V70H103ZM118 71H119V70H117V72H118ZM123 71H124V69H123ZM123 71H122V72H123ZM125 71H126V70H125ZM128 71H129V70H128ZM135 71H136V70H135ZM135 71H134V72H135ZM157 71H158V70H157ZM163 71H164V70H163ZM223 71H224V70H223ZM263 71H264V70H263ZM59 72H60V71H59ZM63 72H65V71H63ZM67 72H68V71H67ZM95 72H96V71H95ZM111 72H113V71H111ZM126 72H127V71H126ZM181 72L183 73V71H181ZM69 73H71L70 70H69ZM84 73H85V71H84ZM89 73H90V72H89ZM92 73H93V72H92ZM103 73H104V72H102V74H103ZM109 73H110V70H109ZM118 73H119V72H118ZM127 73H129V72H127ZM138 73H139V72H138ZM140 73H142V71H141ZM165 73H166V72H165ZM76 74H77V73H76ZM81 74H82V72H81ZM95 74H96V73H95ZM98 74H99V73H98ZM124 74H125V73H124ZM133 74H134V73H133ZM133 74H132V75H133ZM143 74H145V72H144ZM148 74H152V73H149V72H148ZM162 74H163V73H162ZM55 75H56V74H55ZM58 75H60V73H58ZM88 75H89V74H88ZM108 75H109V74H108ZM116 75H117V74H116ZM157 75H158V74H156V76H157ZM159 75H161V73H160ZM77 76H78V75H77ZM91 76H92V74H91ZM103 76H104V75H103ZM123 76H125V75H123ZM136 76H137V75H136ZM140 76H141V74H140ZM145 76H147V75H145ZM83 77H84V76H83ZM83 77H82V78H83ZM94 77L97 78L98 76L96 75V76H94ZM112 77H114V75H113ZM112 77H110V78H112ZM130 77H131V76H130ZM134 77H135V76H134ZM143 77H144V76H143ZM147 77H148V76H147ZM158 77H159V76H158ZM161 77H163V76H161ZM164 77H165V76H164ZM164 77H163V78H164ZM57 78H58V77H57ZM135 78H136V77H135ZM135 78H134L133 81H136ZM251 78H252V77H251ZM251 78H250V79H251ZM53 79H54V78H53ZM84 79H85V78H83V80H84ZM86 79H87V78H86ZM105 79H109V78L107 77V78H105ZM138 79H139V77H138ZM144 79H145V78H144ZM161 79H162V78H161ZM254 79H255V78H254ZM57 80H58V79H57ZM59 80H60V79H59ZM97 80H98V79H97ZM100 80H101V79H100ZM129 80H130V79H129ZM142 80H143V79H142ZM178 80H181V79L178 78ZM115 81H116V80H115ZM145 81H147V80H145ZM145 81H144V82H145ZM160 81H161V80H160ZM165 81H166V80H165ZM173 81H174V80H173ZM249 81H250V80H248V82H249ZM252 81H253V80H252ZM255 81H256V80H255ZM263 81H264V80H263ZM87 82H88V81H87ZM90 82H91V80H90ZM93 82H94V81H93ZM116 82H117V81H116ZM154 82H155V81H153L152 83L155 84ZM156 82H157V81H156ZM189 82H190V81H189ZM56 83H57V82H56ZM58 83H59V81H58ZM104 83H105V82H104ZM126 83H127V82H126ZM133 83H134V82H133ZM145 83H146V82H145ZM192 83H193V81H192ZM192 83H191V84H192ZM198 83H199V82H198ZM249 83H250V85H251V82H249ZM249 83H248V84H249ZM252 83H254V82H252ZM263 83H264V82H263ZM84 84H85V82H84ZM95 84H96V83H95ZM97 84H98V83H97ZM97 84H96V85H97ZM102 84H103V83H102ZM127 84H128V83H127ZM142 84H143V82H142ZM148 84H150V83H148ZM158 84H159V83H158ZM200 84H201V83H200ZM244 84H245V82H243V87H242V88H244ZM258 84H260V83H258ZM258 84H257V85H258ZM91 85H93V83H92ZM118 85H119V84H118ZM135 85H136V84H135ZM192 85H193V84H192ZM255 85H256V84H255ZM261 85H262V84H261ZM86 86H87V85H86ZM120 86H121V85H120ZM120 86H119V87H120ZM124 86H125V85H124ZM127 86H128V85H127ZM131 86H132V85H131ZM136 86H137V85H136ZM138 86H139V85H138ZM142 86H143V85H142ZM144 86H145V85H144ZM148 86H149V85H148ZM148 86H147V87H148ZM252 86H253V85H252ZM252 86H251V87H252ZM258 86H259V85H258ZM92 87H93V86H92ZM99 87H100V86H99ZM122 87H123V86H122ZM133 87H134V84H133ZM198 87H199V86H198ZM251 87H250V88H251ZM8 88H9V87H8ZM87 88H88V87H87ZM94 88H95V87H94ZM137 88H138V87H137ZM137 88H136V89H137ZM139 88H141V87H139ZM154 88H155V85H154ZM195 88H196V86H195ZM255 88H256V86H255ZM263 88H264V85H263ZM263 88H262V89H263ZM77 89H78V88H77ZM77 89H76V90H77ZM120 89H121V88H120ZM123 89H124V88H123ZM126 89H127V88H126ZM126 89H125V90H126ZM204 89L206 90L205 87H204ZM253 89H254V87H253ZM258 89H259V88H258ZM74 90H75V89H74ZM93 90H94V89H93ZM131 90H132V89H131ZM148 90H149V89H148ZM155 90H157V89L155 88ZM161 90H162V89H161ZM173 90H174V89H173ZM196 90H197V89H196ZM246 90H247V89H246ZM250 90H251V89H250ZM260 90H261V89H260ZM1 91H3V89H2ZM78 91H79V90H78ZM78 91H77V92H78ZM96 91H97V90H96ZM199 91H200V89H199ZM203 91H204V90H202V92H203ZM254 91H255L256 93H258L256 90H254ZM254 91H252V92H254ZM263 91H264V90H262L261 92H263ZM75 92H76V91H75ZM103 92H105V91H103ZM122 92H123V91H122ZM128 92H129V91H128ZM166 92H167V91H166ZM191 92H192V91H191ZM200 92H201V91H200ZM204 92H205V91H204ZM261 92H259V93H261ZM86 93H87V92H86ZM142 93H143V92H142ZM145 93H146V92H145ZM145 93H144V94H145ZM154 93H155V91H154ZM157 93H158V92H157ZM179 93H180V91H179ZM179 93H178V94H179ZM8 94H9V93H8ZM97 94H98V93H97ZM99 94H100V93H99ZM124 94H125V92H124ZM126 94H127V93H126ZM174 94H176V97H177V93L175 92ZM198 94H199V92H198ZM201 94H203V93H201ZM208 94H209V93H207V94H205V95L209 96L210 94H209V95H208ZM73 95H74V94H73ZM77 95H78V94H77ZM79 95H81V94H79ZM90 95H91V93H90ZM94 95H96V94H94ZM129 95H131V94H129ZM145 95H146V94H145ZM152 95H153V94H152ZM152 95H150V96H152ZM179 95H180V94H179ZM181 95H182V94H181ZM183 95H184V94H183ZM187 95H188V94H187ZM261 95H263V93H262ZM1 96H2V95H1ZM6 96H7V95H6ZM85 96H86V95H85ZM127 96H128V95H127ZM135 96H137V95H135ZM156 96H157V95H156ZM158 96H159V95H158ZM197 96H198V95H197ZM197 96L195 95L196 98H197ZM201 96H203V95H201ZM207 96H204V97H207ZM213 96H215V95H213ZM213 96H212V97H213ZM2 97H3V96H2ZM83 97H84V96H83ZM89 97H90V96H89ZM92 97H93V96H92ZM103 97H104V96H103ZM124 97H125V95H124ZM133 97H134V96H133ZM154 97H155V94H154ZM162 97H163V96H162ZM165 97H166V96H165ZM169 97H170V96H169ZM187 97H189V96H187ZM198 97H199V96H198ZM210 97H211V95H210L209 97H207V99L210 98ZM75 98H76V96H75ZM81 98H82V97H81ZM98 98H99V97H98ZM98 98H96V99H98ZM129 98H130V97H129ZM148 98H149V97H148ZM148 98H147V99H148ZM182 98H184V97H182ZM182 98H181V99H182ZM191 98H192V97H191ZM191 98H189V99L187 98V99L190 100ZM217 98H218V96H217ZM219 98H220V97H219ZM243 98H244V97H243ZM263 98H264V97H261V99H263ZM103 99H104V98H103ZM106 99H107V98H106ZM126 99H127V98H126ZM135 99H136V98H135ZM149 99H150V98H149ZM151 99H153V98H151ZM159 99H160V98H159ZM162 99H163V98H162ZM166 99H167V98H166ZM177 99H179V97H178ZM177 99H176V100H177ZM194 99H195V98H194ZM197 99H198V98H197ZM77 100H78V99H77ZM91 100H92V99H91ZM144 100H145V99H144ZM156 100H158V99H156ZM163 100H164V99H163ZM171 100H172V99H170V101H171ZM211 100H212V99H211ZM214 100H215V99H214ZM79 101H80V99H79ZM81 101H82V100H81ZM131 101H132V100H131ZM140 101H141V100H140ZM145 101H148V100H145ZM151 101H152V100H151ZM151 101H150V102H151ZM160 101H161V100H160ZM167 101H168V100H167ZM182 101H183V100H182ZM186 101H187V100H186ZM202 101H203V99H202ZM202 101H201V103H204V104L206 103L205 105H207V103H209V102H204V101L202 102ZM212 101H213V100H212ZM241 101H242V100H240V102H241ZM258 101H259V100H258ZM258 101H257V102H258ZM92 102H93V101H92ZM94 102H95V101H94ZM175 102H176V101H175ZM219 102H220V101H219ZM219 102H218V103H219ZM260 102H261V101H260ZM85 103H86V102H85ZM98 103H99V101H98ZM101 103H102V102H100V104H101ZM128 103H130V102H128ZM155 103H156V102H155ZM158 103H159V102H158ZM168 103H169V102H168ZM170 103H171V102H170ZM172 103H174V102H172ZM188 103H189V102H188ZM218 103L216 102L215 104H218ZM258 103H259V102H258ZM83 104H84V103H83ZM83 104H82V105H83ZM87 104H91V103H87ZM142 104H143V103H142ZM179 104H180V103H179ZM219 104H220V103H219ZM85 105H86V104H85ZM130 105H131V104H130ZM151 105H152V104H151ZM151 105H150V106H151ZM153 105H154V104H153ZM153 105H152V106H153ZM159 105H160V104H159ZM180 105H181V104H180ZM180 105H179V106H180ZM213 105H214V104H213ZM83 106H84V105H83ZM91 106H92V105H91ZM96 106H97V105H96ZM136 106H137V105H136ZM144 106H145V105H144ZM157 106H158V105H157ZM161 106H163V105H161ZM165 107H166V105H165ZM197 107H198V106H197ZM88 108H91V107L89 106ZM131 108H132V107H131ZM142 108H143V107H142ZM199 108H201V107H198V109H199ZM214 108H215V107H214ZM98 109H99V107H98ZM101 109H102V108H101ZM126 109H127V108H126ZM137 109H138V108H137ZM144 109H145V108H144ZM170 109H171V108H170ZM66 110H67V109H66ZM85 110H86V109H85ZM87 110H88V109H87ZM94 110H95V109H94ZM150 110H151V109H150ZM159 110H160V109H159ZM138 111H139V110H138ZM164 111H165V109H164ZM168 111H169V110H168ZM168 111H167V113H168ZM127 112H128V111H127ZM140 112H141V111H140ZM159 112H160V111H159ZM70 113H71V112H70ZM72 113H73V112H72ZM75 113H76V110H75ZM77 113H78V112H77ZM89 113H90V112H89ZM93 113H94V112H92V114H93ZM141 113H142V112H141ZM147 113H148V112H147ZM149 113H150V112H149ZM18 114H19V113H18ZM150 114H151V113H150ZM150 114H149V115H150ZM152 114H153V113H152ZM155 114H156V113H155ZM159 114H160V113H159ZM160 116H161V114H160ZM244 116H245V115H244ZM66 117H67V116H66ZM66 117H65V118H66ZM70 117H71V116H70ZM80 117H81V116H80ZM86 117H87V116H86ZM104 117H105V116H104ZM12 118H13V117H12ZM16 118H17V116H16ZM92 118H93V117H92ZM154 118H155V117H154ZM157 118L159 119V117H157ZM163 118H164V116H163ZM165 118H166V116H165ZM244 118H245V117H244ZM20 119H21V118H20ZM25 119L28 120L27 118H25ZM62 119H63V118H62ZM87 119H88V118H87ZM152 119H153V118H152ZM152 119H151V120H152ZM22 120H23V119H22ZM71 120H72V119H71ZM74 120H75V119H74ZM111 120H112V119H111ZM111 120H110V121H111ZM126 120H127V119H126ZM134 120H135V119H134ZM241 120H242V119H241ZM245 120H247V119H245ZM12 121H13V120H12ZM14 121H15V123H16L17 120H14ZM67 121H68V120H67ZM67 121H66V124H67ZM243 121H244V119H243ZM26 122H27V121H26ZM86 122H87V120H86ZM103 122H104V121H103ZM106 122H107V121H106ZM126 122H128V121H126ZM134 122H135V121H134ZM136 122H137V121H136ZM149 122H150V121H149ZM151 122H152V121H151ZM20 123H21V122H20ZM23 123H24V122H23ZM23 123H21V128H22V124H23ZM60 123H62V122H60ZM71 123H72V121H71ZM92 123H93V122H92ZM128 123H129V122H128ZM138 123H139V122H138ZM158 123H159V122H158ZM240 123H241V122H240ZM244 123H245V122H244ZM25 124H26V123H25ZM64 124H65V122H64ZM140 124H141V122H140ZM153 124H154V122H153ZM159 124H160V123H159ZM242 124H243V122H242ZM59 125H60V124H59ZM73 125H74V124H73ZM78 125H79V124H77V126H78ZM133 125H134V124H133ZM71 126H72V125H71ZM92 126H93V125H91V127H92ZM102 126H103V125H102ZM134 126H135V125H134ZM139 126H140V125H139ZM151 126H152V125H151ZM154 126H155V125H154ZM173 126H174V125H173ZM12 127H13V125H12ZM17 127H18V126H17ZM31 127H32V126H31ZM64 127H65V126H64ZM106 127H107V126H106ZM159 127H160V126H159ZM162 127H163V126H162ZM23 128H24V127H23ZM25 128H26V127H25ZM58 128H59V127H58ZM80 128H81V127H80ZM86 128H87V127H86ZM99 128H100V127H99ZM172 128H173V127H172ZM49 129H50V128H49ZM51 129H52V128H51ZM59 129H61V128H59ZM77 129H78V128H77ZM82 129H83V128H82ZM137 129H138V128H137ZM20 130H21V129H20ZM27 130H28V128H27ZM45 130H46V129H45ZM68 130H69V129H68ZM113 130H114V129H113ZM138 130H140V128H139ZM156 130H157V129H156ZM174 130H175V129H174ZM22 131H23V130H22ZM50 131H51V130H50ZM63 131H64V130H63ZM76 131H78V130H76ZM101 131H103V130H101ZM153 131H154V130H153ZM158 131H160V130H158ZM179 131H180V130H179ZM183 131H184V129H183ZM185 131H186V130H185ZM51 132H52V131H51ZM51 132H50V133H51ZM85 132H86V131H85ZM88 132H89V130H88ZM95 132H96V131H95ZM162 132H165V133H166L167 131H165V129H164V131H162ZM169 132H170L171 134H174V133H172L171 131H169ZM12 133H14V132H12ZM19 133H20V132H19ZM28 133H29V132H28ZM54 133H55V132H54ZM66 133H67V132H66ZM70 133H71V132H70ZM80 133H81V132H80ZM80 133H79V134H80ZM135 133H136V132H135ZM178 133H179V132H178ZM181 133H182V135L186 134V132L183 134L182 131H181ZM22 134H23V133H22ZM47 134H48V133H47ZM56 134H58V133H56ZM64 134H65V133H64ZM99 134H100V133H99ZM106 134H107V132H106ZM137 134H138V133H137ZM157 134H159V133H157ZM175 134H176V133H175ZM243 134H244V133H243ZM9 135H10V134H9ZM58 135H61V134H58ZM164 135H165V134H164ZM166 135H167V134H166ZM168 135H170V134H168ZM29 136H30V135H29ZM52 136H53V135H52ZM69 136H70V135H69ZM76 136H77V135H76ZM80 136H81V135H80ZM82 136H83V135H82ZM103 136H104V135H103ZM115 136H117V135H115ZM118 136H119V135H118ZM170 136H171V135H170ZM170 136H167V137H170ZM174 136H175V135H174ZM218 136H219V135H218ZM23 137H24V136H23ZM32 137H33V136H32ZM32 137H31V138H32ZM64 137H65V136H64ZM74 137H75V136H74ZM93 137H94V136H93ZM109 137H110V136H109ZM112 137H114V136H112ZM120 137H121V136H120ZM133 137H134V136H133ZM133 137H132V138H133ZM135 137H136V136H135ZM159 137H160V136H159ZM180 137H181V136H180ZM187 137H188V136H187ZM190 137H191V136H190ZM193 137H195V135H194ZM196 137H197V136H196ZM196 137H195V138H196ZM240 137H241V136H240ZM62 138H63V137H62ZM66 138H67V137H66ZM82 138H85V137H82ZM96 138H97V137H96ZM105 138H106V136H105ZM110 138H111V137H110ZM145 138H146V137H145ZM165 138H166V137H165ZM171 138H172V137H171ZM188 138H189V137H188ZM210 138H211V137H210ZM17 139H18V138H17ZM26 139H27V138H26ZM50 139H52V138L50 137ZM72 139H73V138H71V140H72ZM108 139H109V138H108ZM117 139H118V137H117ZM120 139H121V138H120ZM130 139H131V138H130ZM167 139H168V138H167ZM197 139H198V138H197ZM240 139H241V138H240ZM246 139H247V137H246ZM39 140L41 141V139H39ZM56 140H57V139H56ZM58 140H59V139H58ZM58 140H57V141H58ZM61 140H62V139H61ZM86 140H87V139H86ZM97 140H98V139H97ZM105 140H106V139H105ZM124 140H125V139H124ZM132 140H133V139H132ZM137 140H138V139H137ZM168 140H169V139H168ZM183 140H184V139H183ZM192 140H193V139H192ZM208 140H209V139H208ZM78 141H79V140H78ZM78 141H77V142H78ZM91 141H92V140H91ZM98 141H99V140H98ZM122 141H123V140H122ZM128 141H130V140H128ZM144 141H145V140H144ZM157 141H158V140H157ZM157 141H156V142H157ZM161 141H163V140H161ZM171 141H172V140H171ZM186 141H187V140H186ZM236 141H237V140H236ZM238 141H239V140H238ZM18 142H19V141H18ZM27 142H29V141L27 140ZM55 142H56V141H55ZM106 142H107V141H106ZM116 142H117V141H116ZM119 142H120V141H119ZM240 142L243 143V140H242V141L240 140ZM39 143H41V142H39ZM98 143H99V142H98ZM135 143H136V142H135ZM137 143H138V141H137ZM139 143H140V142H139ZM143 143H144V142H143ZM159 143H160V142H159ZM168 143H169V142H168ZM236 143H238V142H236ZM51 144H52V143H51ZM57 144H59V143L57 142ZM57 144H56V145H57ZM78 144H79V143H78ZM93 144H94V143H93ZM119 144H120V143H119ZM243 144H244V143H243ZM245 144H246V143H245ZM245 144H244V146H245ZM56 145H55V146H56ZM65 145H66V144H65ZM79 145H80V144H79ZM95 145H96V144H95ZM120 145H121V144H120ZM156 145H157V144H156ZM166 145H167V144H166ZM174 145H175V144H174ZM211 145H212V144H211ZM211 145H210V146H211ZM238 145H239V143H238ZM38 146H39V145H38ZM46 146H47V145H46ZM58 146H59V145H58ZM72 146H73V145H72ZM76 146H77V144L75 145V147H76ZM103 146H104V145H103ZM135 146H136V145H135ZM150 146H151V144H150ZM153 146H154V145H153ZM153 146H152V147H153ZM171 146H172V145H171ZM175 146H176V145H175ZM175 146H174V147H175ZM177 146H178V145H177ZM214 146H215V144H214ZM240 146H241V145H240ZM242 146H243V145H242ZM244 146H243V147H244ZM47 147H48V146H47ZM69 147H70V146H69ZM98 147H99V144H98ZM104 147H105V146H104ZM108 147H109V146H108ZM119 147H120V146H119ZM119 147H118V148H119ZM138 147H139V146H138ZM154 147H155V146H154ZM169 147H170V145H169ZM169 147H168V148H169ZM199 147H200V146H199ZM203 147H204V146H203ZM215 147H216V146H215ZM243 147H242V148H243ZM70 148H72V147H70ZM80 148H81V147H80ZM82 148H83V147H82ZM87 148H88V147H87ZM93 148H94V147H93ZM124 148H125V146H124ZM127 148H128V147H127ZM135 148H136V147H135ZM233 148H234V147H233ZM236 148H238V147L236 146ZM236 148H235V149H236ZM242 148H241L240 150H242ZM244 148H245V147H244ZM248 148H249V147H248ZM65 149H67V148H65ZM75 149H76V148H75ZM95 149H96V148H95ZM100 149H101V148H100ZM137 149H138V148H137ZM144 149H145V147H144ZM165 149H166V148H165ZM176 149H178V148H176ZM214 149H215V148H214ZM214 149H212V150L214 151ZM235 149H234V150H235ZM71 150H72V149H71ZM85 150H86V149H85ZM91 150H92V149H91ZM121 150H122V149H121ZM142 150H143V148H142ZM142 150H141V152H144V151H142ZM147 150H148V149H147ZM156 150H158V149H156ZM167 150H168V149H167ZM219 150H220V149H219ZM219 150H218V151H219ZM238 150H239V149H237V151H238ZM243 150H244V149H243ZM77 151H78V150H77ZM89 151H90V150H89ZM104 151H105V150H104ZM135 151H136V150H135ZM173 151H175V148H173V150L170 151V152L172 153ZM179 151L181 152V150H179ZM208 151H209V150H208ZM216 151H217V150H216ZM231 151H232V150H231ZM247 151H248V150H247ZM247 151H246V152H247ZM253 151H254V150H253ZM71 152H72V151H71ZM84 152H87V151H84ZM154 152H155V150H154ZM160 152H161V151H160ZM163 152H164V151H163ZM168 152H169V151H168ZM180 152H179V153H180ZM227 152H228V151H227ZM244 152H245V151H244ZM80 153H81V152H80ZM101 153H102V151H101ZM120 153H121V152H120ZM124 153H125V152H124ZM152 153H153V152H152ZM157 153H158V151H157ZM157 153H156V154H157ZM183 153H184V152H183ZM183 153L181 152L182 155H184ZM214 153H215V152H214ZM219 153H220V152H219ZM233 153H234V152H233ZM240 153H242V151H240ZM247 153H248V152H247ZM47 154H48V153H47ZM49 154H51V153H49ZM49 154H48V155H49ZM67 154H68V153H67ZM87 154H88V153H87ZM89 154H90V153H89ZM161 154H162V153H161ZM174 154H175V153H174ZM229 154H230V153H229ZM237 154H238V152H237ZM250 154H251V153H250ZM55 155H56V154H55ZM74 155H75V153H74ZM122 155H123V154H122ZM122 155H121V156H122ZM147 155H149V154H147ZM150 155H151V154H150ZM157 155H158V154H157ZM163 155H164V154H162V156H163ZM165 155L168 156L167 154H165ZM177 155H178V154H177ZM215 155H217V153H216ZM227 155H228V154H227ZM231 155H232V154H231ZM235 155H236V154H235ZM239 155H240V154H239ZM244 155H246V154H244ZM51 156H52V155H51ZM77 156H78V155H77ZM85 156H87V155L85 154ZM95 156H97V155H95ZM118 156H119V155H118ZM152 156H153V155H152ZM166 156H165V158H166ZM169 156H171V155H169ZM222 156H224V155H222ZM24 157H26V156H24ZM74 157H76V156H74ZM83 157H84V156H83ZM99 157H100V156H99ZM128 157H129V156H128ZM144 157H146V156H144ZM171 157H174V156L172 155ZM219 157H220V156H219ZM234 157H235V156H233V158H234ZM262 157H264V156H262ZM45 158H46V156H45ZM56 158H57V157H56ZM85 158H86V157H85ZM103 158H104V157H103ZM116 158H117V156H116ZM158 158H160V157H158ZM230 158H231V157H230ZM60 159H61V158H60ZM76 159H77V158H76ZM105 159H107V158H105ZM105 159H104V160H105ZM127 159H128V158H127ZM150 159H151V158H150ZM167 159H168V158H167ZM174 159H175V157H174ZM120 160H121V158H120ZM164 160H165V159H164ZM55 161H56V159H55ZM68 161H69V160H68ZM70 161H71V160H70ZM95 161H96V160H95ZM125 161H127V160H125ZM130 161H131V160H130ZM156 161H157V160H156ZM159 161H160V160H159ZM161 161H162V160H161ZM165 161H167V160H165ZM75 162H76V161H75ZM93 162H94V160H93ZM99 162H100V161H99ZM117 162L120 163L119 161H117ZM151 162H152V161H151ZM210 162H211V161H210ZM53 163H54V162H53ZM56 163H57V162H56ZM56 163H55V164H56ZM59 163H60V162H59ZM102 163H103V162H102ZM110 163H111V162H110ZM124 163H125V162H124ZM137 163H138V162H137ZM143 163H144V162H143ZM149 163H150V162H149ZM152 163H154V162H152ZM160 163H162V162H160ZM164 163H166V162H164ZM36 164H37V163H36ZM45 164H46V163H45ZM92 164H93V163H92ZM108 164H109V163H108ZM135 164H136V163H135ZM135 164H134V165H135ZM150 164H151V163H150ZM167 164H168V163H167ZM183 164H184V163H183ZM78 165H79V164H78ZM80 165H81V164H80ZM128 165H129V164H128ZM141 165H142V164H141ZM156 165H157V163H156ZM162 165H163V164H162ZM162 165H161V167H162ZM164 165H165V164H164ZM180 165H181V164H180ZM189 165H190V164H189ZM53 166H54V165H53ZM65 166H66V165H65ZM71 166H72V165H71ZM71 166H70V167H71ZM109 166H110V165H109ZM138 166H139V165H138ZM144 166L146 167V165H144ZM152 166H153V165H152ZM239 166H240V165H239ZM241 166H242V165H241ZM58 167H59V166H58ZM58 167H57V168H58ZM123 167H124V166H123ZM127 167H128V166H127ZM140 167L143 169L142 166H140ZM43 168H44V166H43ZM62 168H63V167H62ZM64 168H65V167H64ZM91 168H92V167H91ZM120 168H121V167H120ZM152 168H153V167H152ZM243 168H244V166H243ZM77 169H78V168H77ZM92 169H93V168H92ZM110 169H111V168H110ZM122 169H123V168H122ZM124 169H125V168H124ZM139 169H140V168H139ZM153 169H154V168H153ZM155 169H156V167H155ZM206 169H207V168H206ZM206 169H205V170H206ZM40 170H41V169H40ZM47 170H48V168H47ZM49 170H50V169H49ZM55 170H56V169H55ZM94 170H95V169H94ZM128 170H129V169H128ZM135 170H136V167H135ZM157 170H158V169H157ZM159 170H160V169H159ZM203 170H204V169H203ZM26 171H27V170H26ZM37 171H38V170H37ZM73 171H74V170H73ZM83 171H84V170H83ZM88 171H89V170H88ZM100 171H101V170H100ZM102 171H103V170H102ZM102 171H101V172H102ZM109 171H110V170H109ZM112 171H113V170H112ZM141 171H142V170H141ZM33 172H34V171H33ZM62 172H63V171H62ZM62 172H60V173H62ZM68 172H69V171H68ZM75 172H76V171H75ZM75 172H74V173H75ZM79 172H80V171H79ZM96 172H97V171H96ZM98 172H99V171H98ZM115 172H117V171L115 170L114 173H115ZM136 172H138V171H136ZM157 172H158V171H157ZM82 173H83V172H82ZM114 173H112V174H114ZM121 173H122V171H121ZM123 173H124V172H123ZM239 173H240V172H239ZM32 174H33V173H32ZM35 174H36V173H35ZM69 174H71V172H70ZM87 174H88V173H87ZM96 174H97V173H96ZM107 174H108V173H107ZM129 174H130V173H129ZM134 174H135V173H134ZM139 174H140V172H139ZM151 174H152V173H151ZM160 174H161V173H160ZM43 175H44V174H43ZM91 175H92V174H91ZM94 175H95V174H94ZM105 175H106V174H105ZM119 175H121V174L119 173ZM156 175H159V174H156ZM34 176H35V175H34ZM51 176H52V174H51ZM76 176H77V175H76ZM83 176H84V175H83ZM95 176H96V175H95ZM100 176H101V175H100ZM115 176H117V175H115ZM129 176H130V175H129ZM151 176H152V175H151ZM153 176H154V174H153ZM42 177H43V176H42ZM46 177H47V176H46ZM62 177H64V176H62ZM80 177L82 178L81 175H80ZM80 177H79V178H80ZM130 177H132V176H130ZM52 178H53V176H52ZM108 178H109V177H108ZM157 178H158V177H157ZM170 178H171V177H170ZM170 178L166 179V182H167V180H169ZM36 179H37V178H36ZM45 179H46V178H45ZM49 179H50V178H49ZM63 179H64V178H63ZM70 179H71V178H70ZM115 179L118 180L117 178H115ZM141 179H142V178H141ZM151 179H152V178H151ZM175 179H177V178L175 177ZM204 179H205V178H204ZM211 179H212V177H211ZM211 179H210V180H211ZM239 179H242V180H243V178H239ZM71 180H72V179H71ZM85 180H86V179H85ZM125 180H126V179H125ZM148 180H149V178H148ZM159 180H160V179H159ZM159 180H158V181H159ZM172 180H173V179H172ZM191 180H192V179H191ZM250 180H251V179H250ZM250 180H246V179H245V180H244V183L242 182V183L244 184V187H250V186H251V182H250ZM3 181H4V180H3ZM39 181H40V180H39ZM54 181H55V180H54ZM80 181H82V180H80ZM131 181H132V179H131ZM164 181H165V180H164ZM170 181H171V180H170ZM187 181H188V180H187ZM199 181H201V180H199ZM204 181H205V180H204ZM239 181H240V180H239ZM26 182H27V181H26ZM56 182H58V181H56ZM64 182H66V181H64ZM88 182H89V181H88ZM132 182H133V181H132ZM143 182H144V181H143ZM145 182H146V181H145ZM162 182H163V181H162ZM166 182H165V183H166ZM261 182H262V181H261ZM261 182H260V183H261ZM45 183H46V182H45ZM47 183H48V182H47ZM61 183H62V182H61ZM67 183H68V182H67ZM103 183H104V182H103ZM152 183H153V182H152ZM155 183H156V181H155ZM160 183H161V182H160ZM163 183H164V182H163ZM186 183H188V182H186ZM191 183H192V182H191ZM191 183H190V184H191ZM194 183H195V182H194ZM196 183H197V182H196ZM10 184H11V183H10ZM18 184H19V183H18ZM26 184H27V183H26ZM35 184H36V183H35ZM37 184H38V183H37ZM40 184H41V182H40ZM148 184H149V183H148ZM161 184H162V183H161ZM161 184H160V185H161ZM198 184H200V183H198ZM201 184H203V183H201ZM235 184H236V182H235ZM240 184H241V183H240ZM243 184H242V185H243ZM2 185H3V183H2ZM27 185H28V184H27ZM49 185H50V183H49ZM79 185H80V184H79ZM110 185H111V184H110ZM122 185H123V184H122ZM153 185H154V184H153ZM166 185H167V184H166ZM171 185H172V184H171ZM207 185H208V183H207ZM209 185H210V184H209ZM236 185H239V184H236ZM242 185H241V187H243ZM253 185H254V184H253ZM256 185H258V184H256ZM0 186H1V185H0ZM16 186H17V184H16ZM19 186H20V185H19ZM21 186H22V185H21ZM55 186H56V185H55ZM76 186H77V185H76ZM134 186H135V185H134ZM141 186H142V184H141ZM143 186H147V185H143ZM161 186H162V185H161ZM192 186H193V185H192ZM200 186H201V185H200ZM202 186H203V185H202ZM210 186H211V185H210ZM210 186H208V187H209L208 189H210ZM239 186H240V185H239ZM259 186H260V185H259ZM10 187H11V186H10ZM17 187H18V186H17ZM39 187H40V185H39ZM64 187H65V186H64ZM64 187H63V188H64ZM68 187H69V185H68ZM113 187H114V186H113ZM125 187H126V186H125ZM128 187H129V186H128ZM156 187H157V186H156ZM159 187H160V186H159ZM163 187H164V186H163ZM176 187H177V186H176ZM197 187H198V186H197ZM218 187H219V189H220V186H218ZM24 188H25V187H24ZM26 188H27V187H26ZM28 188H29V186H28ZM31 188H32V187H31ZM43 188H44V186H43ZM63 188H62V189H63ZM71 188H72V187H71ZM74 188H75V187H74ZM78 188H79V187H78ZM81 188H83V187H81ZM93 188H94V187H93ZM121 188H122V187H121ZM140 188H141V187H140ZM149 188H150V187H149ZM201 188H203V187H201ZM201 188H200V189H201ZM256 188H257V187H256ZM256 188H255V189H256ZM259 188H260V187H259ZM15 189H16V188H15ZM22 189H23V188H22ZM53 189L55 190L56 188H53ZM53 189H52V190H53ZM68 189H69V188H68ZM72 189H73V188H72ZM76 189H77V188H76ZM83 189H84V188H83ZM127 189H128V188H127ZM130 189H131V188H130ZM167 189H168V188H167ZM170 189H171V188H170ZM173 189H174V188H173ZM184 189H185V188H184ZM191 189H192V191H193V187H192ZM204 189H205V187H204ZM206 189H207V188H206ZM257 189H258V188H257ZM16 190H17V189H16ZM27 190H28V189H27ZM111 190H113V189H111ZM117 190H118V189H117ZM155 190H156V189H155ZM185 190H187V189H185ZM188 190H189V188H188ZM37 191H38V190H37ZM118 191H119V190H118ZM136 191L139 192V190H136ZM174 191L176 192L177 190L174 189ZM179 191H180V190H179ZM181 191H182V190H181ZM183 191H184V190H183ZM189 191H190V190H189ZM192 191H191V192H192ZM194 191H195V190H194ZM198 191H199V188H198ZM210 191H211V189H210ZM256 191H257V190H256ZM256 191H255V192H256ZM259 191L262 192V190H259ZM13 192H14V190H13ZM20 192H21V189H20ZM33 192H34V190H33ZM59 192H60V191H59ZM73 192H75V191H73ZM116 192H117V191H116ZM116 192H115V193H116ZM120 192L122 193V191H120ZM123 192H124V191H123ZM134 192H135V191H134ZM159 192H160V191H159ZM169 192H170V191H169ZM187 192H188V191H187ZM187 192H185V194H186ZM195 192H196V191H195ZM3 193H4V192H3ZM7 193H8V192H7ZM15 193H16V191H15ZM17 193H18V192H17ZM23 193H24V192H23ZM37 193H38V192H37ZM92 193H93V192H92ZM109 193H110V192H109ZM117 193H118V192H117ZM117 193H116V195H117ZM140 193H141V192H140ZM150 193H151V192H150ZM162 193H163V192H162ZM183 193H184V192H183ZM209 193H210V192H209ZM219 193H220V192H219ZM19 194H20V193H19ZM40 194H41V192H40ZM71 194H72V193H71ZM83 194H84V193H83ZM90 194H91V193H90ZM90 194H89V195H90ZM122 194H123V193H122ZM132 194L134 195V193H132ZM136 194H137V193H136ZM163 194H164V193H163ZM163 194H162V195H163ZM165 194H167V193L165 192ZM171 194H172V193H171ZM221 194H222V193H221ZM256 194L259 195V192L256 193ZM260 194H261V193H260ZM1 195H2V193H1ZM9 195H10V194H9ZM36 195H37V194H36ZM57 195H58V194H57ZM61 195H62V194H61ZM64 195H65V194H64ZM85 195H87V194H85ZM100 195H101V194H100ZM100 195H99V196H100ZM112 195H113V194H112ZM138 195H139V194H138ZM144 195H145V194H144ZM151 195H152V194H151ZM189 195H190V193H189ZM211 195H212V194H211ZM222 195H223V194H222ZM22 196H23V194H22ZM32 196H33V195H32ZM42 196H43V195H42ZM83 196H84V195H83ZM92 196H93V195H92ZM121 196H122V195H121ZM125 196H126V195H125ZM135 196H136V195H135ZM156 196H157V195H155V197H156ZM172 196H173V195H171V199H172ZM176 196H177V195H176ZM178 196H179V195H178ZM190 196H192V195H190ZM198 196H199V195H198ZM207 196H209V195H207ZM219 196H220V194H219ZM224 196H225V195H224ZM263 196H264V195H263ZM3 197H4V196H3ZM17 197H18V196H17ZM17 197H16V198H17ZM51 197H52V196H51ZM58 197H60V196H58ZM75 197H76V196H75ZM75 197L72 198L71 200L75 199ZM78 197H79V196H78ZM102 197H103V196H102ZM143 197H144V196H143ZM145 197H146V196H145ZM149 197H150V196H149ZM152 197H153V196H152ZM158 197H159V196H158ZM163 197H164V196H163ZM201 197H203V196H201ZM201 197H200V198L198 197V198H199L200 200H202V201H204V200L207 199V198H206V199L204 198V200H203V198H201ZM204 197H205V196H204ZM236 197H238V196H236ZM260 197H261V196H258L257 198L260 199ZM56 198H57V196H56ZM76 198H77V197H76ZM84 198H85V197H84ZM89 198H90V197H89ZM98 198H99V197H98ZM112 198H113V197H112ZM114 198H115V197H114ZM140 198H142V197H140ZM178 198H179V197H178ZM184 198H185V197H184ZM194 198H195V196H194ZM198 198H197V199H198ZM209 198H210V197H209ZM212 198H213V197H212ZM214 198H215V197H214ZM221 198H222V197H221ZM229 198H230V197H228V200H229ZM233 198H234V197H233ZM255 198H256V197H255ZM262 198H264V197H262ZM262 198H261V199H262ZM1 199H2V198H1ZM7 199H8V198H7ZM10 199H11V198H10ZM10 199L7 200V202H8V201H12V200H10ZM28 199H29V197H28ZM47 199H48V198H47ZM53 199H54V198H53ZM59 199H61V198H59ZM79 199H80V197H79ZM86 199H87V198H86ZM100 199H101V197H100ZM144 199H145V198H144ZM162 199H163V198H162ZM165 199H167V198H165ZM175 199H177V198H175ZM180 199H181V198H180ZM197 199H196V200L194 199V200H195V201H199V200H197ZM217 199H218V198H217ZM223 199H224V198H223ZM230 199H231V198H230ZM245 199H246V198H244L243 200H245ZM249 199H250V198H249ZM13 200H14V199H13ZM15 200H16V199H15ZM31 200H32V198H31ZM37 200H38V199H37ZM95 200H96V198H95ZM140 200H141V199H140ZM172 200H173V199H172ZM186 200H187V199H186ZM212 200H213V199H212ZM212 200H210V202H211ZM215 200H216V199H215ZM218 200H220V199H218ZM0 201H1V200H0ZM34 201H35V200H34ZM39 201H40V200H39ZM43 201H44V200H43ZM53 201H54V200H53ZM55 201H56V200H55ZM80 201H81V200H80ZM84 201H86V200H84ZM112 201H113V200H112ZM128 201H129V200H128ZM160 201H161V200H159V202H160ZM163 201H164V200H163ZM169 201H170V199H169ZM191 201H193V200H191ZM221 201H222V200H221ZM232 201H235V200L232 199ZM258 201H259V200H258ZM260 201H261V200H260ZM262 201H264V199H263ZM12 202H13V201H12ZM18 202H19V201H18ZM29 202H30V201H29ZM57 202H58V200H57ZM89 202H90V201H89ZM135 202H136V201H135ZM138 202H139V201H138ZM151 202H152V201H150V203H151ZM154 202H155V201H154ZM154 202H153V206H154ZM182 202H183V201H182ZM187 202H188V201H187ZM204 202H205V201H204ZM213 202H214V201H213ZM216 202H217V200H216ZM224 202H225V201H224ZM240 202H241V200H240ZM5 203H6V202H5ZM5 203H4V204H5ZM8 203H9V202H8ZM8 203H7V204H8ZM30 203H31V202H30ZM35 203H36V202H35ZM50 203H51V202H50ZM72 203H73V202H72ZM76 203H78V202H76ZM110 203H111V202H110ZM125 203H126V202H125ZM136 203H137V202H136ZM166 203H168V202H166ZM166 203H165V205H166ZM172 203H173V202H172ZM185 203H186V202H185ZM189 203L191 204V202H189ZM189 203H188V206H189ZM196 203H197V202H196ZM199 203H201V202H199ZM199 203H197V204H199ZM214 203H215V202H214ZM218 203H219V202H218ZM221 203H222V202H221ZM231 203H232V202H231ZM244 203H245V202H244ZM246 203H247V202H246ZM246 203H245V204H246ZM251 203H252V202H251ZM259 203H261V202H259ZM259 203H258V205H259ZM7 204H5V206H7ZM23 204H24V203H23ZM33 204H34V202H33ZM36 204H37V203H36ZM42 204H43V203H42ZM45 204H46V203H45ZM66 204H67V203H66ZM70 204H71V203H70ZM79 204H80V202H79ZM115 204H116V203H115ZM119 204H120V203H119ZM146 204H148V203L146 202ZM151 204H152V203H151ZM156 204H157V202H156ZM156 204H155V205H156ZM173 204H175V203H173ZM176 204H177V202H176ZM176 204H175V205H176ZM180 204H181V203H180ZM192 204H194V203H192ZM192 204H191V205H192ZM206 204H207V203H206ZM211 204H212V203H211ZM215 204H216V203H215ZM234 204L236 205L237 203L235 202ZM249 204H250V203H249ZM253 204H255V203H253ZM256 204H257V203H256ZM256 204H255V205H256ZM15 205H16V203H15ZM20 205H21V204H20ZM20 205H19V206H20ZM39 205H41V204H39ZM82 205H83V203H82ZM93 205H94V204H93ZM116 205H117V204H116ZM133 205H134V204H133ZM163 205H164V204H163ZM163 205H161V206H163ZM178 205H179V203H178ZM183 205H185L184 202H183ZM201 205H202V204H201ZM204 205H205V204H204ZM246 205L248 206V204H246ZM246 205H245V206H246ZM260 205H261V204H260ZM19 206H18V207H19ZM32 206H33V205H32ZM53 206H55V205H53ZM60 206H61V205H60ZM90 206H91V205H90ZM112 206H113V205H112ZM134 206H135V205H134ZM153 206H152V207H153ZM157 206H158V205H157ZM209 206H210V205H209ZM216 206H217V205H216ZM237 206H238V205H237ZM237 206H236V207H237ZM262 206H264V202H263V205H262ZM20 207H21V206H20ZM58 207H59V204H58ZM80 207H81V206H80ZM121 207H122V206H121ZM158 207H159V206H158ZM163 207H164V206H163ZM168 207H169V206H168ZM178 207H179V206H178ZM181 207H182V206H181ZM181 207H180V209H181ZM183 207H184V206H183ZM205 207H206V206H205ZM234 207H235V206H234ZM241 207H244V206H241ZM74 208H75V207H74ZM82 208H83V207H82ZM123 208H124V207H123ZM143 208H144V207H143ZM150 208H151V207H150ZM164 208H165V207H164ZM164 208H163V209H164ZM166 208H167V205H166ZM185 208H186V206H185ZM190 208H191V207H190ZM190 208H189V209H190ZM202 208H203V205H202ZM202 208H199V209H202ZM219 208L221 209V207H219ZM245 208H247V207H245ZM248 208H250V207H248ZM251 208H252V205H251ZM256 208H258V206H256ZM261 208H262V207H261ZM14 209H15V207H14ZM19 209H20V208H19ZM28 209H29V208H28ZM30 209H31V208H30ZM41 209H42V208H41ZM44 209H46V208H44ZM148 209H149V208H148ZM170 209L172 210V208H170ZM183 209H184V208H183ZM193 209H194V207H193ZM195 209H196V207H195ZM195 209H194V210H195ZM199 209H198V210H199ZM262 209H263V208H262ZM2 210H3V209H2ZM25 210H26V208H25ZM33 210H34V209H33ZM38 210H39V209H38ZM47 210H48V209H47ZM52 210H53V208H52ZM79 210H81V209L79 208ZM84 210H85V209H84ZM91 210H92V209H91ZM120 210H121V209H120ZM126 210H127V209H126ZM156 210H157V208H156ZM161 210H162V209H161ZM166 210H167V209H166ZM174 210H175V209H174ZM181 210H182V209H181ZM186 210L188 211V207H187ZM191 210H192V209H191ZM205 210H208V207H207ZM216 210H217V209H216ZM218 210H219V209H218ZM224 210H225V209H224ZM227 210H228V209H227ZM254 210H255V209H254ZM254 210H253V211H254ZM15 211H16V210H15ZM34 211H35V210H34ZM39 211H40V210H39ZM77 211H78V210H77ZM89 211H90V209H89ZM92 211H93V210H92ZM144 211H145V209H144ZM163 211H164V210H163ZM182 211H183V210H182ZM192 211H193V210H192ZM192 211H191V212H192ZM196 211H197V210H196ZM210 211H211V210H210ZM228 211H229V210H228ZM230 211H231V209H230ZM232 211H234V210H232ZM238 211H239V210H238ZM242 211H243V210H242ZM255 211H256V210H255ZM263 211H264V209H263ZM9 212H10V211H9ZM11 212H12V211H11ZM13 212H14V210H13ZM26 212H27V211H26ZM29 212H30V211H29ZM41 212H42V211H41ZM47 212H48V211H47ZM71 212L73 213V211H71ZM84 212H85V211H84ZM131 212H132V211H131ZM135 212H136V211H135ZM148 212H149V210H148ZM155 212H156V211H155ZM161 212H162V211H161ZM170 212H171V211L169 210V213H170ZM173 212H174V211H173ZM191 212H190V213H191ZM208 212H209V211H208ZM212 212H213V210H212ZM212 212H211V213H212ZM220 212H221V211H220ZM223 212H225V211H223ZM236 212H237V211H236ZM0 213H1V215H2V212H0ZM5 213H6V211H5ZM23 213H24V212H23ZM50 213H51V211L49 212V214H50ZM80 213H81V211L79 212V214H80ZM87 213H88V212H87ZM105 213H106V212H105ZM152 213H153V212H152ZM159 213H160V212H159ZM198 213H199V212H198ZM202 213H203V212H202ZM214 213H215V212H214ZM228 213H229V212H228ZM228 213L226 212L225 214H228ZM230 213H232V212H230ZM251 213H252V212H251ZM251 213H250V214H251ZM263 213H264V212H263ZM106 214H107V213H106ZM124 214H125V212H124ZM132 214H133V213H132ZM162 214H163V212H162ZM162 214H161V215H162ZM179 214H180V212H179ZM186 214H187V212H186ZM203 214H204V213H203ZM209 214H210V212H209ZM234 214H235V213H234ZM236 214H237V213H236ZM246 214H247V213H246ZM248 214H249V209H248ZM253 214H254V213H252L251 215H253ZM4 215H5V214H4ZM4 215H3V216H4ZM29 215H30V214H29ZM46 215H47V214H46ZM95 215H96V214H95ZM100 215H101V214H100ZM126 215H127V214H126ZM152 215H153V214H152ZM180 215H181V214H180ZM192 215H193V214H192ZM199 215H200V214H199ZM199 215H198V216H199ZM214 215H215V214H214ZM219 215H220V214H219ZM221 215H222V214H221ZM221 215H220V216H221ZM237 215H238V214H237ZM254 215H255V214H254ZM12 216H13V215H12ZM12 216H10V217H12ZM75 216H76V215H75ZM133 216H134V215H133ZM155 216H156V215H155ZM167 216H168V215H167ZM184 216H186V215H184ZM187 216H188V214H187ZM187 216H186V218H187ZM200 216H203V215H200ZM215 216H216V215H215ZM222 216L225 217L226 215L224 216V214H223ZM232 216H234V215L232 214ZM242 216H243V215H242ZM242 216H241V217H242ZM244 216H245V215H244ZM4 217H5V216H4ZM80 217H81V216H80ZM80 217H79V218H80ZM85 217H86V216H85ZM143 217H144V215H143ZM147 217H148V216H147ZM147 217H144V218H147ZM149 217H150V216H149ZM160 217H161V216H160ZM181 217H182V215H181ZM192 217H194V216H192ZM196 217H197V216H196ZM204 217H205V215H204ZM228 217H229V216H228ZM236 217H237V216H236ZM241 217H240V220L243 218V217H242V218H241ZM250 217H251V216H250ZM258 217H260V216H258ZM1 218H3V217H1ZM12 218H13V217H12ZM21 218H22V217H21ZM46 218H47V216H46ZM77 218H78V217H77ZM81 218H82V217H81ZM92 218H93V217H92ZM104 218H105V217H104ZM104 218H102V219H104ZM110 218H111V217H110ZM112 218H113V217H112ZM114 218H115V217H114ZM114 218H113V220H114ZM122 218H123V217H122ZM136 218H137V217H136ZM141 218H142V217H141ZM150 218H151V217H150ZM158 218H159V217H158ZM169 218H170V217H169ZM169 218H168V219H169ZM171 218L173 219L174 217L172 216ZM212 218H214L213 215H212ZM218 218H219V217H218ZM225 218H226V217H225ZM230 218H231V216H230ZM244 218H245V217H244ZM255 218H256V217H255ZM255 218H253V219H255ZM263 218H264V217H263ZM9 219H10V218H9ZM16 219H17V218H16ZM52 219H53V218H52ZM65 219H66V217H65ZM75 219H76V218H75ZM88 219H89V218H88ZM94 219H95V218H94ZM100 219H101V217H100ZM116 219H117V218H116ZM126 219H127V218H126ZM151 219H152V218H151ZM162 219H164V218H162ZM175 219H177V216H176ZM180 219L182 220V218H180ZM183 219H184V218H183ZM197 219H198V218H197ZM197 219H196V220H197ZM202 219H203V218H202ZM204 219L207 220L206 217H205ZM216 219H217V217H216ZM216 219H215V221H216ZM220 219H221V218H220ZM220 219H218V221L221 222L222 219H221V220H220ZM227 219L229 220V218H227ZM227 219H226V220H227ZM234 219H235V221H233V222H235L236 224H237V223H240V222H237L238 220L236 221V218H234ZM237 219H239V218L237 217ZM246 219L248 220L249 218H246ZM251 219H252V218H251ZM258 219H259V218H258ZM258 219H256V221H257ZM20 220H21V219H20ZM31 220H32V219H31ZM43 220H44V219H43ZM59 220H60V218H59ZM70 220H71V219H70ZM106 220H107V219H106ZM123 220H125V219H123ZM132 220H133V219H132ZM136 220H137V219H136ZM139 220H140V219H139ZM226 220L223 221V222H226ZM240 220H239V221H240ZM247 220H246V221H247ZM1 221H2V220H1ZM7 221H8V219H7ZM12 221H13V220H12ZM38 221H39V220H38ZM44 221H45V220H44ZM57 221H58V220H57ZM57 221H56V222H57ZM66 221H67V220H66ZM72 221H74V220H72ZM104 221H105V220H104ZM109 221H110V219H109ZM142 221H144V219H143ZM151 221H153V220H151ZM151 221H150V222H151ZM166 221H167V220H166ZM169 221H170V220H169ZM184 221H185V220H184ZM215 221H214V222H215ZM244 221H245V219H244ZM248 221H249V220H248ZM258 221H259V220H258ZM261 221H262V220H261ZM261 221H260V222H261ZM263 221H264V219H263ZM3 222H4V221H3ZM110 222H111V221H110ZM124 222H125V221H124ZM146 222H147V221H146ZM159 222H161V221H159ZM186 222H187V221H186ZM192 222H193V221H192ZM228 222H229V221H228ZM254 222H255V221H254ZM7 223H8V222H7ZM33 223H34V222H33ZM69 223H70V222H69ZM72 223H73V222H72ZM81 223H83V222H81ZM96 223H97V221L95 222V224H96ZM99 223H101V221H100ZM117 223H118V221H117ZM126 223H128V222H126ZM135 223H136V222H135ZM138 223H140V222L138 221ZM154 223H155V221L152 222V223H150V224H148V227H146V228H139V227H137V228H132V227H131L132 235H133V236H136V235H139V234L141 235V234H142L141 237L148 238V237L151 236V235H156V234H160V233H164L165 231H168V230H165V227H164V228L160 227V229H157V227H156V228H153V227L155 226ZM156 223H157V221H156ZM169 223H170V222H169ZM177 223H178V222H177ZM179 223H180V222H179ZM179 223H178V224H179ZM183 223H184V222H183ZM183 223H182V224H183ZM188 223H189V222H188ZM199 223H200V222H199ZM205 223H206V222H205ZM208 223H209V221H208ZM218 223H219V222H218ZM226 223H227V222H226ZM251 223H252V224H250V225H252V227H253V222L251 221ZM16 224H17V223H16ZM16 224H15V225H16ZM103 224H104V223H103ZM112 224H113V223H112ZM136 224H137V223H136ZM146 224H147V223H146ZM146 224H145V225H146ZM178 224H177V225H178ZM197 224H198V223H197ZM216 224H217V223H216ZM221 224H222V222H221ZM221 224H220V225H221ZM229 224H230V223L227 224L228 227H229ZM232 224H233V223H232ZM236 224H235V226H236ZM241 224H242V223L239 224V227H241L240 230L242 229ZM262 224H263V223H262ZM21 225H22V224H21ZM26 225H27V224H26ZM29 225H30V224H29ZM31 225H33V224H31ZM59 225H60V224H59ZM66 225H67V222H66ZM68 225H69V224H68ZM70 225H71V224H70ZM73 225H74V224H73ZM77 225H78V224H77ZM80 225H81V224H80ZM80 225H79V226H80ZM82 225H83V224H82ZM87 225H88V224H87ZM89 225H90V224H89ZM100 225H102V224H100ZM104 225H105V224H104ZM106 225H107V224H106ZM122 225H123V224H122ZM163 225H164V224H163ZM163 225H162V226H163ZM224 225H226V224H224ZM242 225H244V224H242ZM248 225H249V224H248ZM257 225H259V224L257 223ZM260 225H261V224H260ZM260 225H259V226H260ZM9 226H10V225H9ZM96 226H97V225H96ZM96 226H94V227H96ZM102 226H103V225H102ZM110 226H111V225H110ZM135 226H138V224L135 225ZM140 226H141V225H140ZM152 226H153V227H152ZM180 226H181V225H180ZM187 226H188V225H187ZM187 226H186V227H187ZM194 226H195V225H194ZM208 226H210V225L207 224V227H208ZM232 226H234V225H232ZM255 226H256V225H255ZM259 226H257L256 228L258 229ZM263 226H264V225H263ZM81 227H82V226H81ZM81 227H80V228H81ZM84 227H85V225H84ZM91 227H92V226H91ZM97 227H98V226H97ZM111 227H112V226H111ZM142 227H144V226L142 225ZM158 227H159V224H158ZM173 227H174V225H173ZM192 227H193V226H192ZM198 227L201 228V226H198ZM203 227H204V225H203ZM237 227H238V225H237ZM243 227H244V226H243ZM252 227H250V228H252ZM14 228H15V226H14ZM46 228H47V227H46ZM106 228H107V227H106ZM114 228H115V227H114ZM166 228H167V226H166ZM178 228H181V227H178ZM178 228H176V229H178ZM196 228H197V227H196ZM196 228H194V229L196 230ZM208 228H209V227H208ZM217 228H218V230H219V228H220L219 225H218V227H216V229H217ZM222 228H227V227H226V226H224V227L222 226ZM229 228H231V227H229ZM229 228H227V230H229ZM246 228H247V227H246ZM263 228H264V227H263ZM263 228H260V229H263ZM6 229H7V228H6ZM9 229H11V228H9ZM9 229H8V230H9ZM15 229H16V228H15ZM24 229H25V228H24ZM30 229H31V228H30ZM35 229H36V228H35ZM52 229H53V228H52ZM52 229H51V230H52ZM70 229H72V228H70ZM74 229H75V228H74ZM82 229H83V228H82ZM88 229H89V228H88ZM102 229H104V230H103V232H104V231H105V228L102 227ZM117 229H118V228H117ZM189 229H190V228H189ZM205 229H206V227H205ZM211 229H212V228H211ZM233 229H234V228H233ZM235 229H236V228H235ZM252 229H253V228H252ZM0 230H1V228H0ZM18 230H20V229H18ZM27 230H28V229H27ZM65 230H66V229H65ZM76 230H77V229H76ZM79 230H80V229H79ZM83 230H84V229H83ZM107 230H108V229H107ZM110 230H111V229H110ZM112 230H113V229H112ZM114 230H115V229H114ZM191 230H192V229H191ZM195 230H193V232H194ZM221 230H222V229H221ZM225 230H226V229H224V231H225ZM227 230H226V231H227ZM230 230H231V229H230ZM14 231H15V230H14ZM24 231H26V230H24ZM67 231H68V230H67ZM69 231H70V230H69ZM73 231H74V230H73ZM92 231H93V229H92ZM100 231H101V230H100ZM108 231H109V230H108ZM170 231H171V230H170ZM172 231H174L173 228H172ZM179 231H180V230H179ZM179 231H178V233H179ZM213 231H214V230H213ZM213 231H210V232L212 233ZM215 231H216V230H215ZM224 231H223V232H224ZM231 231H232V230H231ZM254 231H255V230H254ZM254 231H253V232H254ZM256 231H258V230H256ZM256 231H255V232H256ZM261 231H264V230H261ZM8 232H9V231H8ZM55 232H56V231H55ZM59 232H60V231H59ZM59 232H58V233H59ZM62 232H63V231H61V233H62ZM74 232H75V231H74ZM116 232H117V231H116ZM168 232H169V231H168ZM168 232H167V233H168ZM180 232H181V231H180ZM185 232H186V231H185ZM188 232H189V231H188ZM208 232H209V231H208ZM227 232H229V231H227ZM5 233H7V232H5ZM10 233H11V232H10ZM10 233H9V234H10ZM28 233L30 234V232H28ZM28 233H27V234H28ZM35 233H37V232L35 231ZM61 233H60V234H61ZM93 233H94V232H93ZM95 233H96V232H95ZM130 233H131V232H130ZM169 233H170V232H169ZM169 233H168V234H169ZM172 233H173V232H172ZM183 233H184V232H183ZM189 233H190V232H189ZM196 233H197V232H196ZM198 233H199V232H198ZM198 233H197V234H198ZM213 233H214V232H213ZM248 233H249V232H248ZM7 234H8V233H7ZM7 234H6V235H7ZM17 234H18V233H17ZM63 234H65V233H63ZM72 234H73V233H72ZM170 234H171V233H170ZM190 234H191V233H190ZM203 234H204V233H203ZM208 234H209V233H208ZM214 234H215V233H214ZM217 234H219V233H217ZM217 234H216V235H217ZM10 235H11V234H10ZM22 235H23V234H22ZM58 235H59V234H58ZM111 235H112V234H111ZM130 235H131V234H130ZM162 235H163V234H162ZM178 235H180V234H178ZM200 235H201V234H200ZM200 235H199V236H200ZM206 235H207V232H206ZM227 235H228V234H227ZM250 235L252 236L253 233L251 232ZM261 235H262V234H261ZM2 236H3V235H2ZM67 236H68V235H67ZM170 236H172V235H170ZM174 236H175V235H174ZM180 236H181V235H180ZM209 236H211V235H209ZM209 236H208V237H209ZM212 236H213V235H212ZM219 236H220V235H219ZM256 236H257V235H256ZM256 236H255V239H256ZM4 237H5V235H4ZM11 237H13V236H11ZM11 237H10V238H11ZM15 237H16V236H15ZM21 237H22V236H21ZM21 237L19 236V238H21ZM34 237H36L35 234H34ZM114 237H115V236H114ZM137 237H138V236H137ZM159 237L161 238L160 235H159ZM186 237H187V236H186ZM201 237H203V236L201 235ZM208 237H207V240H208ZM216 237H218V236H216ZM258 237H259V236H258ZM261 237H262V236H261ZM261 237H260V238H261ZM28 238H29V237H28ZM53 238H54V237H53ZM132 238H133V237H132ZM156 238H158V237H156ZM162 238L164 239V237H162ZM173 238H174V237H173ZM178 238L180 239L181 237L178 236ZM178 238H177V239H178ZM219 238H220V237H219ZM219 238H218V239H219ZM260 238H259V239H260ZM5 239H6V238H5ZM16 239H17V238H16ZM36 239H37V238H36ZM54 239H55V238H54ZM54 239H53V240H54ZM135 239H136V238H135ZM138 239H139V238H138ZM148 239H149V238H148ZM168 239H169V238H168ZM175 239H176V238H175ZM181 239H183V238H181ZM198 239H199V238H198ZM214 239H215V238H214ZM214 239H213V241H214ZM216 239H217V238H216ZM218 239H217V241H218ZM246 239H247V237H246ZM249 239L251 240V238H249ZM249 239H248V241H249V243H250V240H249ZM252 239H253V237H252ZM21 240H22V239H21ZM33 240H34V239H33ZM39 240H40V239H39ZM131 240H132V239H131ZM133 240H134V239H133ZM133 240H132V241H133ZM140 240H142V239H140ZM164 240H165V239H164ZM200 240H201V239H200ZM205 240H206V238H205ZM207 240L204 242L205 244L208 243L209 240H208V241H207ZM219 240H220V239H219ZM263 240H264V239H263ZM7 241H8V240H7ZM17 241L19 242V240H17ZM26 241H27V240H26ZM46 241H47V240H46ZM55 241H56V240H55ZM57 241H58V240H57ZM135 241L137 242V240H135ZM152 241H153V240H152ZM179 241H180V240H179ZM210 241L212 242L211 239H210ZM220 241H221V240H220ZM251 241H252V240H251ZM254 241H256V240H254ZM257 241H258V239H257ZM257 241H256V242H257ZM260 241H261V240H260ZM4 242H5V241H4ZM15 242H16V240H15ZM48 242H49V241H48ZM130 242H131V241H130ZM138 242H139V241H138ZM143 242H144V241H143ZM156 242H157V241H156ZM156 242H154V241L151 242V240H150V241L144 242V243H142V244H134V243H133V244H134L135 246H137V247H141V248H139L138 250H140V249H142V248H143V249L147 248L146 250H148V248H149V249L152 248V249H156V250H157V251H156L157 253H158V251H164V250H167L168 248H170V249H168V250H171L170 253H172V255H173L174 250H176L177 248H179V247H181V246H184V245H187V244H190V246H192L193 244H191V243H194V242H191V243H190L189 241H181V242H178L177 244H169V245H165V247H168V248H167V249H164V245H161V244H159V243L157 244ZM163 242H164V241H163ZM21 243H22V241L20 242V244H21ZM30 243L32 244L31 241H30ZM38 243H39V242H38ZM44 243H46V242H44ZM139 243H140V242H139ZM216 243H218V242H216ZM221 243H222V242H221ZM252 243H253V242H252ZM252 243H250V244H252ZM254 243H255V242H254ZM261 243H262V242H261ZM261 243H258V242H257L256 244H260V245H261ZM42 244H43V242H42ZM42 244H41V246H42ZM47 244H48V243H47ZM131 244H132V242H131ZM152 244H153V246H151ZM164 244H165V242H164ZM219 244H220V243H219ZM245 244H246V243H245ZM245 244H244V245H245ZM22 245H23V244H22ZM24 245H25V244H24ZM45 245H46V244H45ZM262 245H263V244H262ZM35 246H36V245H35ZM48 246H49V245H48ZM53 246H54V245H53ZM56 246H60V245H58V244L56 243ZM135 246H134V247H135ZM207 246H208L209 248H211V247H212V244H211V243H208ZM247 246H248V243H247ZM247 246H246V247H247ZM256 246H257V245H256ZM256 246H255V247H256ZM258 246H259V245H258ZM258 246H257V247H258ZM2 247H3V246H2ZM4 247H5V246H4ZM15 247H16V246H15ZM29 247H30V246H29ZM61 247H62V246H61ZM208 247H207V248H208ZM249 247H250V246H248V248H249ZM7 248H8V247H7ZM10 248H11V247H10ZM16 248H18V247H16ZM19 248H20V247H19ZM36 248H37V246H36ZM40 248H41V247H40ZM40 248H39V249H40ZM46 248H47V247H46ZM51 248H53V247H50V249H51ZM62 248H63V247H62ZM97 248H98V247L93 248V250H96ZM253 248H254V247H253ZM8 249H9V248H8ZM8 249H6V250H8ZM21 249H22V248H21ZM26 249H27V248H26ZM28 249H31V248H28ZM44 249H45V247H44ZM47 249H48V248H47ZM47 249H46V250H47ZM63 249H64V248H63ZM72 249H73V248H72ZM245 249H247V248H245ZM10 250H11V249H10ZM36 250H38V249H36ZM46 250H45V251H46ZM54 250H55V249H54ZM138 250H137V251H138ZM146 250H145V252H143V254H141V256H139V259H140L144 264H145L146 262H147V263H151V262H152V260H150V258L152 257V254L147 253ZM208 250H209V249H207V252H208ZM211 250H212V251H211V252H212V257H213V259L216 260V261H218V260L220 259L219 257L222 258V256H224L225 253H228L227 250H226V248L224 247L223 244H220V245H218V246H215L214 249L211 248ZM248 250H249V249H248ZM33 251H34V250H33ZM48 251H49V250H48ZM65 251H66V250H65ZM251 251H252V246H251ZM251 251H250V252H251ZM22 252H23V251H22ZM24 252H25V251H24ZM24 252H23V254H24V256H26V254H25ZM35 252H36V251H35ZM43 252H44V251H43ZM46 252H47V251H46ZM49 252H50V251H49ZM51 252H52V251H51ZM77 252H78V251H77ZM77 252H76V254L78 255ZM262 252H263V251H262ZM16 253H17V252H16ZM16 253H14V254H16ZM57 253H58V252H57ZM67 253L70 255V252H69V251H67ZM81 253H82V251H81ZM209 253H210V252H209ZM245 253H246V252H245ZM3 254H4V253H3ZM18 254H19V253H18ZM28 254H29V253H28ZM68 254H67V255H68ZM79 254H80V252H79ZM4 255H5V254H4ZM8 255H9V254H8ZM41 255H42V254H41ZM45 255H46V254H45ZM50 255H51V254H50ZM52 255H53V254H52ZM56 255H57V254H56ZM69 255H68V256H69ZM80 255H81V254H80ZM84 255H85V254H84ZM226 255H227V254H226ZM47 256H48V254H47ZM63 256H64V255H63ZM65 256H66V254H65ZM68 256H67V257H68ZM216 256H218V257H216ZM9 257H10V256H9ZM20 257H21V254H20ZM26 257H27V256H26ZM37 257H38V255H37ZM37 257H36V258H37ZM43 257H44V256H43ZM60 257H61V254H60ZM60 257H59V258H60ZM81 257H82V256H81ZM81 257H80V260H81ZM224 257H226V256H224ZM244 257H245V256H244ZM244 257H243V258H244ZM247 257H248V256H247ZM4 258H5V257H4ZM7 258H8V257H7ZM54 258H55V257H54ZM57 258H58V256H57ZM59 258H58V259H59ZM95 258H96V257H87L86 259H82L78 264H91V263H93L92 260H94ZM228 258H229V255H228ZM9 259H10V258H9ZM11 259H12V258H11ZM15 259H16L17 261H13V262L10 261L11 263H10V262H8V263H10V264H23L24 262L27 263V260H25V257H24V260L21 259V258H19V257L15 258ZM30 259H31V258H30ZM30 259H29V261H31ZM42 259H44V258H42ZM45 259H46V258H45ZM63 259H64V258H63ZM65 259H66V258H65ZM226 259H227V258H226ZM252 259H253V258H250V259H248V260L244 259V260H246V263L248 262V264H249V263H254V262H255V261L250 262ZM255 259H257V258H255ZM36 260H37V259H36ZM36 260H35V261H36ZM74 260H75V259H73L72 262H74ZM228 260H229V259H228ZM259 260H260V259H259ZM261 260H262V259H261ZM6 261H7V260H6ZM32 261H33V260H32ZM68 261H69V260H68ZM70 261H71V259H70ZM77 261H78V260H77ZM48 262H49V261H47V263H48ZM65 262H67V261H65ZM65 262H64V263H65ZM256 262H257V261H256ZM256 262H255V264H256ZM260 262H261V261H260ZM262 262H263V261H262ZM37 263H38V262H37ZM43 263H44V262H43ZM47 263H46V264H47ZM68 263H69V262H68ZM0 264H6V263H5V260H4L3 258L0 259ZM27 264H28V263H27ZM33 264H34V262H33ZM39 264H42V263H39ZM49 264H59V261L56 260V262H54V261H53L52 263L49 262ZM61 264H63V263L61 262ZM76 264H77V262H76ZM217 264H222V263H221V261L219 260ZM235 264H237V263H235Z\"/></svg>",
	"mask_w": 264,
	"mask_h": 264
}]
</instances>
